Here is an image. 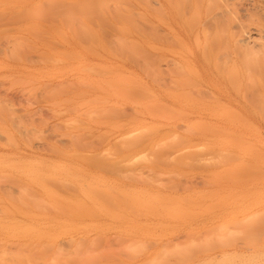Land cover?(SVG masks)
<instances>
[{
	"label": "rangeland",
	"instance_id": "374dc122",
	"mask_svg": "<svg viewBox=\"0 0 264 264\" xmlns=\"http://www.w3.org/2000/svg\"><path fill=\"white\" fill-rule=\"evenodd\" d=\"M195 1L196 0H186V3L188 2L187 4H190L192 6L190 7V5H187L185 3V0H0V183L2 182L0 184L1 264H5L6 262V264H10L11 262V264H20V262L23 264H25L26 262L28 264H30L29 262H31L32 264H49V262H47L49 260L50 264H62V259L64 264V260L67 257H71L73 261L67 258L65 264H82V261L83 264H117L119 262L123 264H179L180 260L182 262L180 264H203L205 261H208L205 264H264V155H261L264 154V49H262L264 48V0H221L223 2H221L220 0H197L199 3L201 2L200 6L202 8L199 6L198 2L196 3ZM213 1H216V5L213 3L215 8L210 6V9H208L209 4L211 5ZM219 1L221 3H224V6H221L219 4ZM228 2H230L231 4H229ZM102 3L105 4L103 5ZM179 3L182 6L179 5ZM232 4L235 6H233ZM109 5L111 6V8ZM186 6L187 8L189 6L188 9L191 10L188 11ZM198 6L200 9L198 8ZM231 8H233L232 11L235 16L233 15V13H231ZM206 9H208L209 11H207ZM195 10L196 13L194 12ZM246 10H248L249 12ZM199 11L201 13H199ZM208 12L211 13L206 14ZM251 12L253 15L251 14ZM178 14H180V16ZM191 14L195 17L194 19L192 16V19H190V21L192 20V22L189 21V18H191ZM142 15L144 18H142ZM225 15L228 16L225 17ZM221 16H223V18ZM248 16H250V19ZM233 17L234 20L232 21ZM218 18H222V20L220 19L221 25L219 23ZM226 18L229 19L230 23H228V20ZM251 18H253L254 20ZM224 19L227 21L229 28L227 26H224L222 30L220 26L222 27L223 25H227ZM235 19L236 23L234 22ZM213 20L215 21V23ZM216 21L218 22V24H216ZM237 21H239L240 23ZM136 22L139 23L136 24ZM189 22L194 24V28L191 27L192 24L190 26ZM152 24H155L154 27L152 26ZM240 24H242L243 27H240ZM149 25L152 26V28H149ZM156 25L157 27H159L158 29H155ZM216 25L218 26L216 27ZM207 27H209L207 30L211 29L215 31H212V33L209 30L207 33H205L207 31ZM117 28L120 29L117 30ZM237 28L241 29L239 30L240 33L238 34V31L236 30ZM102 29L104 32L102 31ZM121 29L123 32L125 31V33L120 32ZM218 29L219 31H217ZM224 29L226 32H224ZM115 30L118 33L115 32ZM109 32H111V34H113L114 36L111 34L109 35ZM161 32L163 34H161ZM102 33L106 34L103 36ZM223 33L226 36H223ZM247 33L248 38L250 39L249 44L247 42L249 39L245 41L246 38H244L247 37ZM165 34H167L168 37L170 36V38L168 39ZM207 34L210 36H208ZM249 34H251V37H249ZM118 35L122 38L119 39L123 41V44H125L124 41H126L127 45L122 46L121 41L120 44H117L119 42L118 37L116 38L118 42L116 41V39L114 40L113 38ZM195 35H198V40L197 38H195ZM204 35L210 37L211 39L205 37ZM204 37L207 39H205ZM224 37L227 38L223 39ZM212 39L214 42L215 39L217 42L219 40L220 44H218L219 42L216 43L219 46L212 42ZM175 40L178 43L180 42L184 47L180 44L176 45L177 42H175ZM225 40L226 42H224ZM173 41L174 43H171ZM227 43L229 45H227ZM197 44L199 46H197ZM108 45L110 46L108 47ZM119 45L122 48H119ZM214 45L218 48H216ZM222 45L225 46L222 47ZM249 45L251 46L250 48H248L250 50L247 49ZM113 46L115 48L117 47V49L113 50ZM212 46L215 48V50H213L214 48L212 49ZM110 47L112 49H110ZM134 47L137 49H135ZM204 47L207 48L205 52L203 50L205 49ZM220 48L223 50H221ZM225 48L228 49L226 50ZM141 49L143 51H141ZM153 49H155L156 51ZM166 49L168 50L166 51ZM260 49L262 52L260 51ZM126 50L130 53H128ZM216 50H218L217 53ZM245 50L246 52H244ZM251 50H253L252 53ZM225 51L227 52V54ZM256 51L258 53H256ZM204 53L205 55H203ZM218 53L222 54H219L220 56H218ZM247 53L252 55V58L249 57ZM126 54H128L129 56H126ZM138 55L140 57H138ZM241 55H246L245 57L247 58H245V61L244 58L242 60ZM253 56L255 58H253ZM130 57H132V62L130 61ZM135 57L137 60H132ZM160 57L161 59H158ZM169 58H171L172 61L171 59L168 60ZM219 59L221 64L218 63ZM224 59L227 61H225ZM252 59L254 61H252ZM152 61H154L155 63ZM175 61L178 62V64L173 63ZM143 62H147V65H144L145 63ZM165 62H167L168 64H165ZM214 63L220 66H216ZM259 63L262 67H260ZM150 64L151 66H149ZM173 64L175 66H173ZM156 66L161 67L162 69L159 67L158 68L163 70V73L161 72V70L157 69ZM219 67H223L224 70L219 69ZM101 68L104 71H101ZM175 68H177V71L180 70L178 71L181 72L178 73L179 75L174 72L176 71ZM164 69H167V71ZM190 69H192L193 71ZM168 70L171 75L168 74ZM250 70L253 72L251 73ZM171 71L173 72V74ZM95 72H98L99 75L98 73L96 75ZM108 72L112 74H109ZM192 72H196V74L198 75H194V73ZM115 73L119 75L116 74L114 76ZM154 73H156V75ZM182 73L184 74V76L180 75ZM125 75L126 77L131 76L130 79H128L129 77H123ZM248 75H251L252 77H247ZM124 78L127 82L124 80ZM253 78H256L255 80L258 81H255V86H253ZM132 79H134L133 83L131 82ZM173 79H177L181 81V83H186V79H190L189 81L192 80L197 84L195 85V83L191 81L192 83H190L194 86L190 85L191 87H187L186 85L188 84V81L187 84L182 83V85L184 84L186 86L183 87L181 86V84H178L179 81L177 80H175V82L177 81L176 83L170 84L169 80ZM246 79L248 81H246ZM249 79L251 80V82L253 80L251 86L249 84L251 83ZM102 80H104L105 82ZM156 80H159L161 82L159 83ZM116 82L117 84L118 82H123L125 85H122L123 83L117 85ZM247 84L250 87H247V89H249L245 90V86ZM173 85H176V87L177 85H180L178 87L179 89L176 87L173 88ZM136 87L138 89L137 91H135ZM119 88H126L127 93L129 91L128 89L132 90V94L129 93L130 95H132V97L130 98L128 94L127 98V93H124L125 96L122 95L123 91H121L122 89L120 90ZM191 90L193 91V93ZM250 90L251 93H246L247 91L250 92ZM116 91L121 93V95ZM182 91L184 93H181ZM185 91L190 92L189 94L192 93V96L185 93ZM258 92L261 94H259ZM140 93L142 97L139 98V96L137 97V94L140 95ZM256 93L261 96L259 97ZM123 96L126 97V99L122 98ZM150 96H152V98ZM182 97L186 98L182 99ZM250 97L253 100H251ZM254 97L256 98V103ZM249 98L250 103H248ZM261 99L262 101L260 102ZM155 102L157 104L160 103L159 106L162 105L163 107V104H166L168 107H170V111L168 110V107L166 108L168 112L172 111L171 108L173 110H177L174 111L176 113L180 111V114L178 113L179 116L176 115L174 112L173 114L166 112L164 107L162 108L157 106ZM260 104L263 107H260ZM143 106L145 108H143ZM114 107L121 110V113L119 114L118 112L117 114V112L114 111L116 110ZM99 108H101L102 110L104 109L103 111L101 110L103 114H101V111L97 113ZM107 108H110V110L113 109L114 112H111ZM128 108L131 109L129 110ZM258 108L259 110H257ZM105 109L106 111L108 110L107 113H104ZM122 109L124 111H122ZM155 110L157 112L159 111L160 115L157 112H154ZM124 112H127L128 114H125ZM152 113L154 115L156 114V116L152 115ZM161 113L163 117L161 116ZM164 114L166 117H164ZM108 116L109 119H107ZM92 117L95 118V120ZM104 119H107V121ZM15 120H17L18 122ZM194 120L196 121V124L198 122L199 124L196 125L194 123ZM98 121H100V123ZM190 123L194 124V126ZM249 123L250 125L252 124L256 128L250 126ZM157 125H160V127H158ZM202 125L205 128H207V126H210L211 130L214 128L213 130H215V132L213 130L211 132L209 127V129L205 130V128L201 127ZM113 126L117 128L115 129L113 128ZM155 126L156 129L153 130ZM198 126H200L201 129L203 128L204 130L200 132H195L199 131ZM16 127L22 128L16 129ZM151 127L152 131L151 129L150 131H148L147 129ZM185 129H187L186 131L192 133L190 134L189 132H185ZM208 130L210 131L206 132ZM219 130L223 132L220 133ZM24 132L26 134L28 132L29 133L26 136ZM170 135H172V137ZM132 136L135 138H133ZM169 136L171 138H169ZM102 138L103 140L100 141V139ZM126 138L127 140H125ZM179 138L180 142L178 140ZM230 138H232L233 140ZM65 139L66 141L69 139L67 143ZM143 139H145V141H143ZM237 139H239L240 141ZM132 141H138L136 143L134 142V144H137V146H133ZM117 142L118 144L115 145ZM12 143L14 144V147ZM121 143L126 145H122L121 147ZM98 144H100V146ZM128 145L129 147H133L129 149ZM69 147L71 149H69ZM118 148H120L121 153L117 150ZM254 148L256 150L258 148V150L256 151ZM115 149L117 150L115 151L116 155L113 151ZM199 150L202 151L199 152ZM55 151L56 153H54ZM99 152L101 155L99 154ZM158 152L160 153L159 155ZM68 153H71V156ZM205 153L208 155H206ZM198 154H200V156ZM210 154H213V156H209ZM72 155L75 156L73 157ZM145 155L147 159L145 158ZM124 156H126V158ZM147 156L150 158V160H148L149 158ZM185 156L186 159L184 158ZM191 156H193L192 159H189V157L191 158ZM131 157L134 158L132 159ZM94 158L96 160L98 159V162L96 160H91ZM105 158H107L106 161ZM101 159H103V162H100L102 161ZM201 159L204 161H202ZM85 160L88 163H86ZM181 160H183V162ZM193 160L196 161L194 162ZM29 161H32V163ZM123 161L125 163H123ZM190 161L193 163L191 164ZM95 162L97 164L100 162V165H98L100 166V168L103 167L101 168L102 170ZM105 162H107L108 164H103ZM10 163L12 164L9 167L8 164ZM179 163L180 165H178ZM184 163H186L185 166ZM223 163L225 165H223ZM94 164H96L97 167L96 165L94 166ZM118 164H120L119 167L123 168H120L121 171L118 168ZM188 164H190L191 166ZM17 165L18 168L16 167ZM104 165L108 166L106 167ZM115 165L116 170L118 168L120 174H118V171H116L115 173L114 168L113 172L110 171V169L107 170L108 168H112ZM196 165H199V167ZM202 165H204L205 168H203ZM254 165L255 167H253ZM247 166H250V168H248ZM21 167L22 169H20ZM29 167L31 168L29 169ZM236 167L237 170L235 169ZM137 169L140 172L137 171L136 173ZM142 169H145L144 175L142 174V172H144L142 171ZM128 173L131 175H127L128 177L126 178L125 176ZM132 173H134V175ZM237 173H239L241 176L237 175ZM258 173L259 175H257ZM138 174H140L141 176ZM254 174L257 177L254 176ZM123 175L124 177H121ZM132 175L135 178L132 177ZM148 175H152V177H154L152 178ZM14 176L18 179L14 178ZM44 176L46 177L43 178ZM71 176H73L74 178ZM156 176L159 179H157ZM39 177H41L40 180L44 184L40 180H38ZM53 178H56L60 182ZM132 178L136 180L138 178V180H135L134 182V179ZM45 180L51 181L47 182ZM141 180L143 181L141 182ZM151 180L153 181V183H151ZM15 181L22 183L24 182L25 184L19 183L18 186V183ZM54 181L56 184H59V186H56L55 183L52 184ZM163 181L165 182L163 183ZM11 182L17 183V187H15L16 184L13 183L15 189L12 184H8ZM48 183L51 184L49 185ZM66 183L71 189L66 188ZM157 183L158 185H156ZM160 183H163V185ZM63 184L65 185L60 186ZM20 185L23 187H20ZM93 185H95L96 188ZM73 186H75V188H73ZM86 186L90 188L87 189ZM6 187L9 188V190L7 189L4 192V189H6ZM28 187L30 189V192L28 191L30 195H26L27 190H29ZM10 188L12 190H10ZM16 188H20L21 191L20 189L18 190ZM129 188L131 189L128 190ZM77 189L79 191H76ZM258 189L261 191H259ZM108 190L110 193H112L110 194L109 192H107ZM143 190L147 191L148 194H146V192ZM33 191H36V193H33ZM87 191L91 193L89 194ZM6 192L8 193V197L6 196ZM12 192L14 193V196H11L12 194L10 193ZM64 192H66V194ZM113 192L115 195L113 194ZM17 193L19 196L16 195ZM23 194H25V197L21 196ZM34 194H37L38 198L37 196L35 197ZM92 194L94 195V197ZM32 195L39 202L30 199L29 196ZM51 195L55 198L51 199ZM239 195H241L242 197ZM33 196L31 198L35 199ZM86 196L89 198H86ZM56 197H58V200H56ZM91 197H93V200H91ZM135 197L137 198L134 199ZM156 197H158L159 200ZM232 197L233 201H231ZM41 198H43V200ZM97 198L99 201L97 200ZM120 198L122 200V203L120 202ZM173 198L176 200H174ZM110 199L112 202H109ZM124 199H128V204L124 203ZM16 200H18V202H15ZM19 200H21V202ZM113 201L116 202L114 203ZM138 201L140 203H138ZM155 201H157L158 203ZM164 201L166 204L165 206L163 205ZM46 202H48V204ZM141 202L144 203L141 205ZM159 202L162 204V206L160 205L162 209H160V206H157L159 205ZM187 202H189L190 204ZM43 203H46L48 206H43ZM58 203L62 205L59 206ZM74 203H77V206H75ZM85 204H87V206ZM94 204L97 206H95ZM102 204L104 205L101 206ZM176 204L178 206H176ZM69 205L72 209L78 210V212H80V214L82 215H79L77 212H72L73 215H71V212L69 211L70 207L67 208V206ZM116 205H118L119 207H117ZM130 205L131 207H129ZM153 205H155L156 207ZM35 206H37L38 208ZM52 206H55V209ZM61 206H63V208L66 207V210L69 209L67 210L69 212H66L65 209L61 210ZM98 206L99 208H97ZM214 206L215 208H213ZM210 207L213 209V211ZM85 208L90 209L88 213L92 212V214L94 213L95 215H97L96 218L95 215H90L86 211H84ZM108 210L111 211H109L108 213ZM190 210H192L193 213H191ZM62 211L64 212V215L62 214ZM177 211L181 213H178ZM113 212L115 214H113ZM67 213L70 214L72 217ZM159 213H161V215ZM136 215L138 216L136 217ZM252 215H254V217L256 216V218H254ZM182 216H184V218ZM191 216L192 218H190ZM245 217L247 218L246 221L244 220ZM241 219H243L244 221H242ZM254 220H258L257 222H255L257 225L254 224ZM159 224H164V226L161 225L160 227ZM246 224L248 230L242 228L243 226L245 227ZM84 225L86 226L84 227ZM157 225L158 227H156ZM253 226H258V229ZM249 227L251 230L249 229ZM251 227H253V229ZM211 228L212 230L208 231V229ZM213 229H215V236L214 233H212V231H214ZM216 229L220 235L218 234ZM253 230L254 232H256L253 233ZM167 231L171 232L169 233ZM172 232L174 233L172 234ZM203 232H205L206 234H203ZM188 233L190 235H192L193 233V235L191 237H186L190 236ZM183 234H185V236ZM208 234L212 235L209 236ZM224 234L226 235L223 236ZM262 234L263 236H261ZM195 235L196 237H194ZM200 235L201 237H199ZM118 236L121 238H118ZM99 237H102L103 240L102 238L99 239ZM113 237L114 239H111ZM240 237L244 238V240L241 239V241ZM115 238L117 242L116 245H118V247L115 246V243H108V246L110 245V250H107L108 248L106 247L107 245H105V243L107 241L110 242L111 240L114 241ZM117 238L119 239L118 241H122L118 242ZM123 238H127L128 241L125 242ZM128 238H130L131 241ZM198 238H200V241ZM207 238L208 241H206ZM222 238L225 239V241ZM215 239L221 242L219 243L216 240L217 243L222 244V246L224 245L225 247H222L221 245L218 247L219 244L215 246V244H217H214ZM93 240L96 242L95 244L97 245L94 246V243H92L94 242ZM140 240L143 242V244H140L142 243ZM191 240L192 243H190ZM255 240L258 241L257 244ZM123 241L125 244L129 243V246H122L125 245ZM165 242H167V244ZM182 242L183 244L187 243V245L183 246ZM229 242H231L232 245ZM34 243H36L35 245L37 246L39 245L40 248L42 247L41 250L39 248V252L36 251L35 253L32 251L38 250L36 246L35 247L37 249L34 248V245H31ZM66 243H68L67 246L65 245ZM118 243H120L121 245L119 246ZM153 243L154 246L152 245L151 247V244ZM156 243L158 244L156 245ZM134 244H136L135 247ZM211 244H213L214 246L212 245L210 247L209 245ZM8 245H10V247H8ZM47 245L50 247L52 246L53 248L49 250L48 248H46L48 247ZM200 245H204L205 248L204 246L200 247ZM207 245L209 246V248H211V250L208 248ZM12 246H15L14 249L16 248V252L13 251L14 249ZM29 246L33 248L31 249ZM174 246L176 247L174 248ZM237 246H239V248ZM64 247H67V249H64ZM101 247H106V251L105 248L102 249ZM162 247L165 248L163 249ZM183 247L185 248V250L189 251L184 250L186 252L185 253L183 250H180L181 248L183 249ZM187 247L192 248L193 251ZM246 247H250V249H247ZM23 248H30V252L29 250L27 251V249ZM44 248H46V251L44 250ZM87 248H92V251L86 250ZM125 248H127V250ZM139 248L141 250H139ZM196 248L198 249V251ZM101 249L104 253H101ZM20 250H24V252ZM47 250H49V253L47 252ZM76 250H78V253L76 252ZM112 250H115V254L116 256H118L117 258H115L116 256ZM116 251L119 254L116 253ZM31 252L35 253V255L31 254ZM127 252L130 253L128 254ZM6 253H8V255L11 257V260H9L10 257H8ZM54 253L55 256H58L62 253V255H60L61 257L58 256L60 260L54 257ZM91 253H93V256L91 255ZM95 253H97L98 255H96ZM120 253L122 256L120 255ZM173 253L175 257H173ZM175 253H178L177 258ZM15 254H17L18 257H20L21 259H27V257H29L31 254V257L27 259L30 261L25 262V259L23 261L18 258ZM44 254H47V256ZM37 255H41L43 259L40 258L41 256L39 257V259ZM63 255L65 258L62 257ZM87 255L90 257H88ZM168 255L170 258L168 257ZM170 255H172V257ZM233 255L236 256L237 259ZM239 255L241 257H239ZM15 256L18 258V260H16L17 258ZM48 256H50V258H48ZM74 256H77V259L78 257L81 258L82 256L88 258L86 259L85 257H82L83 259H81V261L80 259H78V261ZM91 256L93 257V261L90 260L89 262H87L86 260L92 259ZM94 256L96 259L94 258ZM126 256H128V259L125 258ZM230 256L234 258L232 261H229L232 259ZM5 257L9 258L8 261ZM46 257L49 260H47ZM51 257H54L57 260H55L54 258L52 259ZM102 257H105V260ZM189 257L194 258L189 259ZM35 258L39 259V261H36L37 259L35 260ZM154 258L155 261L153 260ZM162 258H166L170 261H167L166 259ZM224 258L226 260H224ZM32 259H34V261ZM184 260L187 261L185 262ZM218 260H220V262Z\"/></svg>",
	"mask_w": 264,
	"mask_h": 264
},
{
	"label": "bare ground",
	"instance_id": "6f19581e",
	"mask_svg": "<svg viewBox=\"0 0 264 264\" xmlns=\"http://www.w3.org/2000/svg\"><path fill=\"white\" fill-rule=\"evenodd\" d=\"M28 1H29V0H28ZM78 1H79V0H78ZM103 1H104V0H103ZM180 1H183V0H180ZM198 1H199V0H198ZM198 1L196 0L195 2L197 3ZM200 1H201V0H200ZM216 1H217V0H216ZM216 1H215V2L213 1L212 4L214 3V4L216 5ZM220 1H221V0H220ZM220 1H219V2H220ZM228 1H229V0H228ZM176 2H177V1H176ZM221 2H223V1H221ZM221 2H220L219 4H220L221 6H222V5L224 6V3H221ZM224 2H225V1H224ZM236 2H237V1H236ZM238 2H239V1H238ZM241 2H242V1H241ZM76 3H77V2H76ZM185 3H186V0H185ZM187 3H188V2H187ZM187 3H186V4H187ZM196 3H195V4H196ZM200 3H201V2H200ZM200 3L198 2L199 6H200ZM207 3H208V2H207ZM228 3L231 4L230 2H228ZM43 4H44V3H43ZM72 4H74V3H72ZM102 4H103V3H102ZM104 4H105V3H104ZM104 4H103V5H104ZM109 4H110V3H109ZM212 4H211V5L209 4L208 9H210V8H209L210 6L214 7V4H213V5H212ZM233 4H234V3H233ZM233 4H232V5H233ZM240 4H241V3H240ZM179 5H181V4L179 3ZM187 5H190V4H187ZM242 5H243V4H242ZM251 5H252V4H251ZM253 5H254V4H253ZM109 6H110V5H109ZM113 6H114V5H113ZM181 6H182V5H181ZM199 6H198V8H199ZM218 6H219V5H218ZM233 6H235V5H233ZM238 6H239V5H238ZM120 7H121V6H120ZM190 7H192V6L190 5ZM200 7H201V6H200ZM216 7H217V6H216ZM227 7H228V6H227ZM236 7H237V6H236ZM108 8H109V7H108ZM110 8H111V6H110ZM186 8H187V6H186ZM186 8H185V10H186ZM188 8H189V6H188ZM188 8H187V10L190 11L191 9L189 10ZM201 8H202V7H201ZM214 8H215V7H214ZM218 8H219V7H218ZM246 8H247V7H246ZM252 8H253V7H252ZM256 8H257V7H256ZM181 9H182V8H181ZM196 9H197V8H196ZM199 9H200V8H199ZM199 9H198V10H199ZM208 9H206V10L209 11ZM225 9H226V8H225ZM232 9H233V8H231V13H233ZM239 9H240V8H239ZM179 10H180V9H179ZM212 10H213V9H212ZM219 10H220V9H219ZM235 10H236V8H235ZM235 10H234V11H235ZM249 10H250V9H249ZM252 10H253V9H252ZM188 11H187V13H188ZM221 11H223V10H221ZM225 11H226V10H225ZM246 11H248V10H246ZM119 12H120V11H119ZM139 12H140V11H139ZM178 12H179V11H178ZM194 12L196 13V10H195ZM229 12H230V11H229ZM237 12H239V11H237ZM248 12H249V11H248ZM254 12H255V11H254ZM257 12H258V11H257ZM124 13H125V12H124ZM133 13H135V12H133ZM179 13H180V12H179ZM199 13H201V12L199 11ZM209 13H211V12H208V13H206V14H209ZM235 13H236V12H235ZM240 13H241V12H240ZM258 13H259V12H258ZM258 13H256V14H258ZM131 14H132V13H131ZM136 14H137V13H136ZM184 14H185V12H184ZM192 14H193V13H192ZM192 14H191V18H189V21H190V19H192V16H193ZM206 14H205V15H206ZM219 14H220V12H219ZM227 14H228V11H227ZM246 14H247V13H246ZM251 14H252V12H251ZM132 15H133V14H132ZM178 15L180 16V14H178ZM196 15H199V14H196ZM215 15H216V14H215ZM233 15H234V13H233ZM244 15H245V14H244ZM252 15H253V14H252ZM114 16H115V15H114ZM134 16H135V15H134ZM212 16H214V15H212ZM227 16H228V15H227ZM227 16L225 15V17H227ZM229 16H230V15H229ZM231 16H232V15H231ZM234 16H235V15H234ZM237 16H239V15H237ZM256 16H258V15H256ZM261 16H262V15H261ZM104 17H105V16H104ZM139 17H140V16H139ZM189 17H190V16H189ZM221 17L223 18V16H221ZM240 17H242V16H240ZM248 17H249V19H250V16H248ZM100 18H101V17H100ZM100 18H99V19H100ZM111 18H112V17H111ZM142 18H144L143 15H142ZM193 18L195 19L194 16H193ZM222 18H220V19L222 20ZM228 18H230V17H228ZM228 18H226V19L228 20V23H230ZM246 18H247V17H246ZM139 19H140V18H139ZM194 19H193V20H194ZM196 19H198V18H196ZM209 19H210V17H209ZM215 19H216V18H215ZM218 19H219V18H218ZM220 19H219V23H220V25H221V21H220ZM239 19H240V18H239ZM251 19H253V18H251ZM224 20H225V19H224ZM233 20H234V17H233L232 21H233ZM253 20H254V19H253ZM256 20H257V19H256ZM102 21H103V20H102ZM135 21H136V20H135ZM137 21H138V20H137ZM197 21H199V20H197ZM207 21H208V20H207ZM211 21H212V20H211ZM213 21H214V20H213ZM217 21H218V20H217ZM217 21H216V24H218ZM225 21H226V20H225ZM244 21H245V20H244ZM250 21H251V20H250ZM105 22H106V21H105ZM139 22H140V21H139ZM139 22H136V24H138ZM144 22H145V21H144ZM148 22H149V21H148ZM148 22H147V24H148ZM190 22H192V20H191ZM190 22H189V24H190V26H191L192 23H190ZM205 22H206V21H205ZM234 22L236 23V19H235ZM237 22H239V21H237ZM262 22H263V21H262ZM108 23H109V22H108ZM118 23H119V22H118ZM150 23H151V22H150ZM152 23H153V22H152ZM209 23H210V22H209ZM214 23H215V21H214ZM226 23H227V21H226ZM226 23H225V24H226ZM228 23H227V25H223L222 27L220 26V28H222V30H223L224 26H227V27H228ZM239 23H240V22H239ZM243 23H244V22H243ZM250 23H251V22H250ZM134 24H135V23H134ZM197 24H198V22H197ZM203 24H204V23H203ZM207 24H208V23H207ZM207 24H206V26H207ZM99 25H100V24H99ZM108 25H109V24H108ZM132 25H133V24H132ZM154 25H155V24H154ZM154 25L152 24L153 27H154ZM193 25H194V24H192V26H191L192 28H194ZM211 25H213V24H211ZM233 25H236V24H233ZM245 25H246V24H245ZM100 26H101V25H100ZM114 26H117V25H114ZM152 26L149 25V28H152ZM204 26H205V25H204ZM206 26H205V27H206ZM217 26H218V25H216V27H217ZM229 26H230V25H229ZM241 26H242V24H240V27H241ZM103 27H104V26H103ZM111 27H112V26H111ZM124 27H125V26H124ZM131 27H132V26H131ZM155 27H156L155 29H158V28H159V27H157V25H156ZM211 27H212V26H211ZM214 27H215V26H214ZM214 27H213V28H214ZM237 27H238V26H237ZM242 27H243V26H242ZM105 28H106V27H105ZM132 28H133V27H132ZM208 28H209V27H207L206 30H207ZM228 28H229V27H228ZM228 28H227V29H228ZM246 28H247V27H246ZM109 29H111V28H109ZM115 29H116V28H115ZM119 29H120V28H119ZM119 29L117 28V30H119ZM127 29H128V28H127ZM202 29H203V28H202ZM214 29H215V28H214ZM244 29H245V28H244ZM255 29H256V28H255ZM104 30H105V29H104ZM153 30H154V28H153ZM209 30H210L211 32L213 31V30H211V29H209ZM209 30H207L206 32L204 31V32L207 33ZM222 30H221V31H222ZM232 30H233V29H232ZM236 30L238 31V32H237V34H238V33H240L239 30H241V29H240V28H237ZM102 31H103V29H102ZM102 31H101V32H102ZM105 31H106V30H105ZM129 31H130V30H129ZM202 31H203V30H202ZM214 31H215V30H214ZM214 31H213V32H214ZM217 31H219V29H218ZM217 31H216V32H217ZM221 31H220V32H221ZM103 32H104V31H103ZM115 32H117V31L115 30ZM120 32H123L122 29L120 30ZM120 32H119V33H120ZM137 32H138V31H137ZM213 32H212V33H213ZM224 32H226L225 29H224ZM235 32H236V31H235ZM235 32H234V34H235ZM243 32H244V31H243ZM250 32H251V31H250ZM117 33H118V32H117ZM123 33H125V31H124ZM164 33H165V32H164ZM212 33H211V35H212ZM231 33H232V32H231ZM102 34H103V33H102ZM105 34H106V33H105ZM105 34H103V36H104ZM110 34H111V32H109V35H110ZM161 34H163V33L161 32ZM167 34H168V33H167ZM167 34H165V35L167 36ZM216 34H217V33H216ZM234 34H232V35H234ZM241 34H242V31H241ZM92 35H93V34H92ZM111 35H113V34H111ZM120 35H121V34H120ZM158 35H159V33H158ZM207 35H208V34H207ZM218 35H219V34H218ZM218 35H217V36H218ZM221 35H222V33H221ZM227 35H228V34H227ZM239 35H240V34H239ZM244 35H245V34H244ZM246 35H247V37H244V38H246L245 41H247V40L249 39V38H248V33H247ZM250 35H251V34H249V37H251ZM101 36H102V35H101ZM113 36H114V35H113ZM153 36H154V35H153ZM204 36H205V37H208V36H210V35H208V36L204 35ZM215 36H216V35H215ZM223 36H226V35L223 33ZM223 36H222V37H223ZM235 36H236V35H235ZM96 37H97V36H96ZM105 37H106V36H105ZM117 37H118V39L121 38V37L118 35V36L114 37L113 39L115 40ZM167 37H168V36H167ZM205 37H204V38H205ZM212 37H213V36H212ZM222 37H221V38H222ZM227 37H228V36H227ZM227 37H224L223 39H226ZM260 37H261V36H260ZM107 38H108V37H107ZM125 38H126V37H125ZM169 38H170V36L168 37V39H169ZM195 38H197V40H198V35H195ZM208 38H210V37H208ZM215 38H216V37H215ZM221 38H220V40H221ZM239 38H240V36H239ZM242 38H243V35H242ZM261 38H262V37H261ZM94 39H95V38H94ZM121 39H122V38H121ZM123 39H124V38H123ZM174 39H175V38H174ZM205 39H207V38H205ZM210 39H211V38H210ZM213 39H214V38H213ZM213 39H212V42H214ZM258 39H260V38H258ZM258 39H257V40H258ZM97 40H98V39H97ZM130 40H131V39H130ZM147 40H148V39H147ZM166 40H167V39H166ZM197 40H196V41H197ZM208 40H209V39H208ZM217 40H218V39H217ZM227 40H228V39H227ZM237 40H239V39H237ZM116 41H117V39H116ZM120 41L122 42V44H121L122 46H123V45H127L126 41H124L125 44H123V41L120 40V39H119V42L117 41V42H118L117 44H120ZM132 41H133V40H132ZM132 41H131V42H132ZM168 41H170V40H168ZM196 41H195V42H196ZM205 41H206V40H205ZM235 41H236V40H235ZM242 41H243V40H242ZM96 42H97V41H96ZM127 42H128V40H127ZM175 42H177V41L175 40ZM197 42H198V41H197ZM210 42H211V40H210ZM218 42H219V40H218ZM218 42H217L216 39H215V42H214V43L216 44V43H218ZM224 42H226V40H225ZM247 42H248V44H249L250 39H249ZM114 43H115V41H114ZM133 43H134V42H133ZM136 43H137V42H136ZM136 43H135V44H136ZM171 43H174V41L171 42ZM241 43H242V42H241ZM241 43H240V44H241ZM245 43H246V42H245ZM95 44H96V43H95ZM107 44H108V43H107ZM112 44H113V42H112ZM138 44H139V43H138ZM179 44H180L181 46H183L180 42H179V43H178V42L176 43V45H179ZM218 44H220V42H219ZM235 44H236V43H235ZM235 44H234V45H235ZM240 44H239V45H240ZM243 44H244V43H243ZM246 44H247V43H246ZM97 45H98V44H97ZM128 45H130V44H128ZM206 45H207V43H206ZM206 45H205V46H206ZM216 45H217V44H216ZM227 45H229V44L227 43ZM250 45H251V44H250ZM250 45H249V47L246 46L247 49L251 47ZM254 45H255V44H254ZM94 46H95V45H94ZM101 46H102V45H101ZM109 46H110V45H108V47H109ZM197 46H199V45L197 44ZM203 46H204V45H203ZM214 46H215V45H214ZM217 46H219V45H217ZM223 46H225V45H222V47H223ZM240 46H242V45H240ZM102 47H103V46H102ZM111 47H112V45H111ZM111 47H110V49H112ZM113 47H114V46H113ZM118 47H119V48H122L120 45H119ZM136 47H138V46H136ZM151 47H152V46H151ZM183 47H184V46H183ZM215 47H216V46H215ZM222 47H221V48H222ZM242 47H243V46H242ZM244 47H245V46H244ZM258 47H260V46H258ZM119 48H118V50H119ZM127 48H128V47H127ZM131 48H132V46H131ZM134 48H135V47H134ZM138 48H140V47H138ZM141 48H142V47H141ZM204 48H205V49H203V50H204V52H205V50H206L207 48H206V47H204ZM213 48H214V47L212 46V49H213ZM216 48H218V47H216ZM221 48H220V49H221ZM255 48H256V47H255ZM101 49H102V48H101ZM115 49H117V47H116V48L114 47L113 50H115ZM135 49H137V48H135ZM220 49H219V50H220ZM225 49H226V48H225ZM227 49H228V48H227ZM227 49H226V50H227ZM238 49H239V48H238ZM243 49H244V48H243ZM256 49H257V48H256ZM262 49H264V48H262ZM120 50H121V49H120ZM130 50H131V49H130ZM138 50H139V49H138ZM153 50H155V49H153ZM162 50H163V49H162ZM162 50H161V51H162ZM167 50H168V49H166V51H167ZM213 50H215V48H214ZM221 50H223V49H221ZM248 50H250V49H248ZM258 50H259V49H258ZM126 51H127V50H126ZM139 51H140V50H139ZM141 51H143V50L141 49ZM155 51H156V50H155ZM157 51H158V50H157ZM159 51H160V50H159ZM169 51H170V50H169ZM217 51H218V50H216V53H217ZM237 51H238V50H237ZM237 51H236V53H237ZM252 51H253V50H251V53H252ZM260 51H261V49H260ZM105 52H106V51H105ZM111 52H112V51H111ZM113 52H114V51H113ZM127 52L130 53L129 51H127ZM170 52H171V51H170ZM174 52H175V51H174ZM219 52H221V51H219ZM225 52H226V51H225ZM240 52H241V51H240ZM240 52H239V55H240ZM244 52H246V50H245ZM261 52H262V51H261ZM141 53H142V52H141ZM141 53H140V54H141ZM145 53H146V52H145ZM206 53H207V52H206ZM249 53H250V52H249ZM256 53H258V52L256 51ZM98 54H99V53H98ZM110 54H114V53H110ZM135 54H136V53H135ZM172 54H173V53H172ZM219 54H220V53H218V56H220L222 53H221L220 55H219ZM223 54H224V53H223ZM226 54H227V52H226ZM228 54H229V53H228ZM243 54H244V53H243ZM247 54H248V53H247ZM253 54H254V53H253ZM96 55H97V54H96ZM100 55H101V54H100ZM127 55H128V54H126V56H127ZM203 55H205V53H204ZM206 55H207V54H206ZM208 55H209V54H208ZM224 55H225V54H224ZM239 55H237V56H239ZM248 55H249V57L252 56V55H250V54H248ZM248 55H247V56H248ZM101 56H102V55H101ZM122 56H124V55H122ZM128 56H129V55H128ZM147 56H148V55H147ZM153 56H154V55H153ZM153 56H152V57H153ZM215 56H216V54H215ZM222 56H223V55H222ZM227 56H228V55H227ZM227 56H226V57H227ZM229 56H230V55H229ZM241 56H242V55H241ZM245 56H246V55L242 56V60H243V58H244V61H245V58H247V57H245ZM262 56H263V54H262ZM138 57H140V56L138 55ZM150 57H151V56H150ZM161 57H162V56H161ZM161 57L158 58V59H161ZM103 58H104V57H103ZM131 58H132V57H130V61H131ZM141 58H142V57H141ZM143 58H144V57H143ZM164 58H165V57H164ZM227 58H228V57H227ZM251 58H252V57H251ZM253 58H255V57L253 56ZM134 59H136V57L133 58L132 60H134ZM138 59H139V58H138ZM158 59H155V60H158ZM170 59H171V58H169L168 60H170ZM206 59H207V57H206ZM206 59H205V60H206ZM215 59H216V58H215ZM221 59H222V58H221ZM238 59H239V58H238ZM240 59H241V58H240ZM256 59H257V58H256ZM256 59H255V60H256ZM127 60H128V59H127ZM136 60H137V59H136ZM224 60H225V59H224ZM242 60H241V61H242ZM160 61H161V60H160ZM166 61H167V60H166ZM171 61H172V59H171ZM207 61H208V59H207ZM217 61H218V60H217ZM225 61H227V60H225ZM229 61H230V59H229ZM247 61H248V60H247ZM252 61H254V60L252 59ZM131 62H132V61H131ZM138 62H139V61H138ZM152 62H154V61H152ZM152 62H151V63H152ZM163 62H164V61H163ZM136 63H137V62H136ZM143 63H145V62H143ZM146 63H147V62H146ZM146 63H145L144 65H147ZM148 63H149V62H148ZM154 63H155V62H154ZM161 63H162V62H161ZM161 63H160V64H161ZM166 63H167V62H165V64H166ZM169 63H170V62H169ZM173 63L178 64V62H176V61L173 62ZM187 63H188V62H187ZM218 63L221 64L220 59H219V62H218ZM246 63H247V62H246ZM139 64H142V63H139ZM162 64H163V63H162ZM167 64H168V63H167ZM214 64H215V63H214ZM243 64H244V63H243ZM261 64H262V63H261ZM263 64H264V63H263ZM189 65H190V64H189ZM215 65H216V66H220V65H217V64H215ZM222 65H223V64H222ZM222 65H221V66H222ZM225 65H226V64H225ZM227 65H228V64H227ZM249 65H252V64H249ZM259 65H260V63H259ZM141 66H142V65H141ZM149 66H151V64H150ZM149 66H148V67H149ZM170 66H171V65H170ZM173 66H175V65L173 64ZM179 66H180V65H179ZM143 67H144V66H143ZM156 67H157V66H156ZM156 67H154V68H156ZM158 67H159V66H158ZM158 67H157V69L161 68V67H159V68H158ZM162 67H163V66H162ZM177 67H178V66H177ZM185 67H186V66H185ZM191 67H192V66H191ZM254 67H255V66H254ZM260 67H262V66L260 65ZM97 68H98V67H97ZM141 68H142V67H141ZM141 68H140V69H141ZM149 68H150V67H149ZM154 68H153V69H154ZM166 68H167V67H166ZM168 68H169V67H168ZM181 68H183V67H181ZM186 68H187V67H186ZM189 68H190V67H189ZM193 68H194V67H193ZM217 68H218V67H217ZM244 68H245V65H244ZM104 69H105V68H104ZM122 69H123V68H122ZM146 69H147V68H146ZM161 69H162V68H161ZM161 69H159V70H161ZM173 69H174V68H173ZM176 69H177V68H175V70H176ZM187 69H188V68H187ZM187 69H186V70H187ZM219 69H223V67H219ZM247 69H248V68H247ZM249 69H251V68H249ZM92 70H93V68H92ZM105 70H106V69H105ZM144 70H145V69H144ZM151 70H152V69H151ZM164 70L167 71V69H164ZM183 70H184V69H183ZM190 70H192V69H190ZM190 70H188V71H190ZM223 70H224V69H223ZM256 70H257V69H256ZM260 70H261V69H260ZM263 70H264V69H263ZM101 71H104V70L101 68ZM149 71H150V70H149ZM162 71H163V70H161V72H162ZM178 71H180V70H178ZM178 71L176 70V71H174V72H176L177 74H178V73H181V72H178ZM192 71H193V70H192ZM246 71H247V70H246ZM250 71H251V70H250ZM253 71H254V69H253ZM253 71H251V73H252ZM153 72H155V71H153ZM168 72H169V70H168ZM171 72H172V71H171ZM233 72H234V70H233ZM247 72H248V71H247ZM256 72H257V71H256ZM93 73H94V72H93ZM95 73H96V72H95ZM97 73H98V72H97ZM97 73H96V75H97ZM108 73H109V74H112V73H110V72H108ZM143 73H144V72H143ZM150 73H151V72H150ZM162 73H163V72H162ZM165 73H166V72H165ZM165 73H164V74H165ZM183 73H184V71H183ZM183 73L180 74V75H183V76H184ZM185 73H186V72H185ZM192 73H194V75L196 74V72H192ZM227 73H228V72H227ZM258 73H259V71H258ZM263 73H264V71H263ZM103 74H104V73H103ZM103 74H101V75H103ZM116 74H117V73H115L114 76H115ZM154 74L156 75V73H154ZM168 74L171 75L170 72H169ZM168 74H167V75H168ZM172 74H173V72H172ZM229 74H230V73H229ZM233 74H234V73H233ZM241 74H242V73H241ZM256 74H257V73H256ZM98 75H99V73H98ZM117 75H119V74H117ZM161 75H162V74H161ZM178 75H179V74H178ZM196 75H198V74H196ZM235 75H236V74H235ZM251 75H252V74H251ZM251 75H248L247 77H249V76H251ZM261 75H262V74H261ZM127 76H128V75H127ZM159 76H160V75H159ZM229 76H230V75H229ZM259 76H260V75H259ZM123 77L128 78L129 76L126 77V75H125V76H123ZM130 77H131V76H130ZM130 77H129L128 79H130ZM157 77H158V76H157ZM181 77H182V76H181ZM251 77H252V76H251ZM251 77H250V78H251ZM262 77H263V76H262ZM119 78H120V77H119ZM125 78H124V80L126 81ZM154 78H155V77H154ZM161 78H162V77H161ZM166 78H167V77H166ZM186 78H187V77H186ZM232 78H233V76H232ZM100 79H101V78H100ZM120 79H121V78H120ZM152 79H153V78H152ZM152 79H151V80H152ZM164 79H165V78H164ZM183 79H184V78H183ZM229 79H230V77H229ZM255 79H256V78H255ZM255 79L253 78V80H254V85H253V86L256 85V82H255V81H257V80H255ZM260 79H262V78H260ZM96 80H97V79H96ZM104 80H105V79H104ZM104 80H102V81H104ZM133 80H134V79L131 80L132 83H133ZM142 80H143V79H142ZM167 80H168V79H167ZM175 80H177V79L169 80V81H170V84H171V83H176L177 81H179V80H177V81L175 82ZM186 80H187L186 83H185V82H182V83L187 84V82H188L190 79H186ZM234 80H235V79H234ZM238 80H239V79H238ZM253 80H252V82H253ZM105 81H106V80H105ZM105 81H104V82H105ZM156 81H157V80H156ZM172 81H174V82H172ZM191 81H192V80H191ZM191 81L188 82V84L186 85L187 87L194 86V85L191 84L192 82L195 83V85L197 84L196 82H194V81L191 82ZM231 81H232V80H231ZM246 81H248V80L246 79ZM249 81L251 82L250 79H249ZM104 82H103V83H104ZM119 82H120V81H119ZM119 82H118V84L123 83V82H121V83H119ZM126 82H127V81H126ZM128 82H129V81H128ZM136 82H137V81H136ZM142 82H143V81H142ZM157 82L160 83L161 81L158 80ZM163 82H164V80H163ZM190 82H191V83H190ZM232 82H233V81H232ZM239 82H240V81H239ZM252 82L249 83L250 86H251ZM257 82H258V81H257ZM263 82H264V81H263ZM263 82H262V83H263ZM137 83H138V82H137ZM137 83H134V84H137ZM154 83H155V82H154ZM182 83H181V81L178 82V84H181V86L184 87L185 85H184V84L182 85ZM234 83H235V81H234ZM240 83H241V82H240ZM246 83H247V82H246ZM246 83H245V84H246ZM262 83H260V84H262ZM106 84H107V83H106ZM116 84H117V82H116ZM118 84H117V85H118ZM130 84H131V83H130ZM122 85H125V84L123 83ZM165 85H166V84H165ZM190 85H191V86H190ZM234 85H236V84H234ZM139 86H141V85H139ZM179 86H180V85H179ZM179 86L177 85V87H176V85H175V86L173 85V88H174V87L178 88ZM186 86H185V87H186ZM250 86H248V84H247V85L245 86V90H248L249 88L247 89V87H250ZM253 86H252V87H253ZM112 87H113V86H112ZM112 87H111V88H112ZM117 87H118V86H117ZM120 87H122V86H120ZM143 87H144V86H143ZM162 87H163V86H162ZM236 87H237V86H236ZM262 88H263V85H262ZM101 89H102V87H101ZM103 89H104V88H103ZM119 89L121 90L122 88H119ZM123 89H124V88H123ZM123 89L121 90V91H123L122 95L125 96V94L127 93V90H126V88L124 89L125 91H124ZM131 89H132V88H131ZM133 89H134V88H133ZM178 89H179V88H178ZM263 89H264V88H263ZM263 89H262V91H263ZM128 90H129L130 92L128 91V93H127V95H126L127 98H128V94H129V93L132 94V93H131L132 90H130V89H128ZM137 90H138V89H137V87H136L135 91H137ZM236 90H237V89H236ZM255 90H257V89H255ZM164 91H166V90H164ZM189 91H190V90H189ZM191 91H192V90H191ZM105 92H106V90H105ZM116 92H117V91H116ZM149 92H150V91H149ZM170 92H171V91H170ZM255 92H256V91H255ZM117 93H119V92H117ZM124 93H125V94H124ZM137 93H138V92H137ZM181 93H184V92L182 91ZM185 93L189 94L190 92H186V91H185ZM192 93H193V91H192ZM192 93H191V94H192ZM246 93H251V90H250V92L247 91ZM253 93H254V92H253ZM253 93H252V94H253ZM258 93H259V92H258ZM119 94L121 95V93H119ZM130 94H129V97L131 98L132 95H130ZM135 94H136V92H135ZM171 94H172V93H171ZM173 94H174V93H173ZM191 94H189V95H191ZM256 94H257V93H256ZM259 94H261V93H259ZM120 95H119V96H120ZM140 95H141V93H140ZM140 95L137 94V97H138V96H139V98L142 97V95H141V96H140ZM178 95H179V94H178ZM184 95H185V94H184ZM254 95H255V93H254ZM257 95H258V94H257ZM263 95H264V94H263ZM124 96H123L122 98H125V99H126V97H124ZM179 96H180V95H179ZM191 96H192V95H191ZM244 96H245V94H244ZM246 96H247V95H246ZM251 96H252V95H251ZM255 96H256V95H255ZM258 96H259V95H258ZM258 96H257V97H258ZM260 96H261V95H260ZM260 96H259V97H260ZM15 97H16V96H15ZM120 97H121V96H120ZM150 97L152 98V96H150ZM172 97H173V96H172ZM248 97H249V96H248ZM262 97H263V96H262ZM20 98H21V97H20ZM130 98H129V99H130ZM139 98H138V99H139ZM180 98H181V97H180ZM183 98H186V97H182V99H183ZM250 98H251V97H250ZM250 98H249V100H248V99H245V100H248V101H249L248 103H250ZM263 98H264V97H263ZM13 99H14V98H13ZM146 99H149V98H146ZM255 99H256V98L254 97V100H255ZM257 99H259V98H257ZM21 100H22V99H21ZM251 100H253V99L251 98ZM263 100H264V99H263ZM93 101H94V100H93ZM261 101H262V99L260 100V102H261ZM91 102H92V101H91ZM98 102H99V101H98ZM100 102H102V101H100ZM106 102H107V101H106ZM137 102H138V101H137ZM253 102H254V101H253ZM94 103H95V102H94ZM104 103H105V102H104ZM151 103H152V102H151ZM161 103H162V102H161ZM255 103H256V100H255ZM135 104H136V103H135ZM155 104H156L157 106L160 105V103L157 104L156 102H155ZM263 104H264V102H263ZM132 105H134V104H132ZM137 105H140V104H137ZM165 105H166V104H165ZM165 105L163 104V107H164L165 110H166V108H167L168 106L166 105V107H165ZM252 105H254V104H252ZM258 105H259V104H258ZM260 105H261V104H260ZM145 107H146V105H145ZM145 107L143 106V108H145ZM159 107H162V105L159 106ZM163 107H162V108H163ZM255 107H256V106H255ZM258 107H259V106H258ZM260 107H263V106L261 105ZM112 108H113V107H112ZM114 108H115V107H114ZM148 108H149V106H148ZM150 108H151V107H150ZM152 108H153V106H152ZM256 108H257V107H256ZM107 109L110 110V108H107ZM115 109H116V110H114V111L117 112V114H118V112H119V114L121 113V110H119V109H117V108H115ZM128 109H129V108H128ZM130 109H131V108H130ZM130 109H129V110H130ZM169 109H170V107H168V110H169ZM263 109H264V107H263ZM101 110H102V109L99 108V110L97 111V113H98L99 111H101ZM103 110H104V109H103ZM103 110H102V111H103ZM108 110L106 111V109H105L104 113H105V112L107 113ZM145 110H147V109H145ZM152 110H154V109H152ZM168 110H166V112H168ZM171 110H172V111H171V112H168V113L173 114L174 111H177V110H173L172 108H171ZM257 110H259V108H258ZM20 111H21V110H20ZM95 111H96V110H95ZM102 111H101V112H102ZM110 111L112 112L113 109H111ZM114 111H113V112H114ZM122 111H124V110L122 109ZM162 111H163V110H162ZM169 111H170V110H169ZM90 112H94V111H90ZM154 112H157V111L155 110ZM164 112H165V111H164ZM124 113L126 114L127 112H124ZM132 113H133V112H132ZM157 113L159 114V111H158ZM174 113H175L176 115H178V113L180 114V111H178V113H176V112H174ZM181 113H182V112H181ZM101 114H103V112H102ZM127 114H128V113H127ZM165 114H166V113H165ZM165 114H164V117H166ZM92 115H93V114H92ZM105 115H106V114H105ZM114 115H115V114H114ZM152 115H154V114L152 113ZM159 115H160V114H159ZM168 115H169V114H168ZM263 115H264V114H263ZM95 116H96V114H95ZM154 116H156V114H155ZM161 116H162V113H161ZM169 116H170V115H169ZM178 116H179V115H178ZM238 116H240V115H238ZM17 117H18V116H17ZM102 117H103V115H102ZM111 117H112V115H111ZM122 117H123V116H122ZM126 117H127V116H126ZM162 117H163V116H162ZM263 117H264V116H263ZM19 118H20V117H19ZM25 118H26V117H25ZM92 118H93V117H92ZM97 118H98V117H97ZM15 119H16V118H15ZM93 119L95 120V118H93ZM107 119H109V116H108ZM107 119H104V120L107 121ZM130 119H134V118H130ZM242 119H243V118H242ZM17 120H18V119H17ZM17 120H15V121H17ZM21 120H22V119H21ZM104 120H103V121H104ZM132 121H133V120H132ZM194 121H195V120H194ZM200 121H201V120H200ZM17 122H18V121H17ZM19 122H20V120H19ZM98 122L100 123V121H98ZM202 122H203V121H202ZM101 123H102V121H101ZM194 123L196 124V121H195ZM19 124H20V123H19ZM122 124H123V123H122ZM190 124H192V123H190ZM198 124H199V122H198L196 125H198ZM103 125H104V124H103ZM105 125H107V124H105ZM186 125H187V124H186ZM186 125H185V126H186ZM192 125L194 126V124H192ZM246 125H247V124H246ZM249 125H250V123H249ZM115 126H116V125H115ZM115 126H113V128L116 129L117 127H115ZM157 126H158V125H157ZM182 126H183V125H182ZM187 126H188V125H187ZM250 126H253V125L251 124ZM119 127H120V126H119ZM152 127H153V126H152ZM152 127L149 128V129H147V130L150 131V129H151V131H152ZM158 127H160V125H159ZM201 127H203V125H202ZM208 127H209L210 130H211V127H210V126H207V128H205V127H203V128H205V130H206V129H209ZM243 127H244V126H243ZM253 127H254V126H253ZM18 128H19V127H18ZM18 128L16 127V129H18ZM21 128H22V127H21ZM21 128H19V129H21ZM176 128H177V127H176ZM187 128H188V127H187ZM189 128H190V127H189ZM196 128H197V126H196ZM203 128L201 129L200 126H198L199 131H195V132H200V131L204 130ZM254 128H256V127H254ZM14 129H15V128H14ZM155 129H156V126L154 127L153 130H155ZM181 129H182V128H181ZM200 129H201V130H200ZM213 129H214V128H213ZM213 129H212V130H213ZM257 129H258V128H257ZM186 130H187V129H185V132H189V131H186ZM188 130H189V129H188ZM192 130H193V129H192ZM195 130H196V129H195ZM210 130H208V131H206V132H209ZM212 130H211V132H212ZM251 130H252V129H251ZM258 130H259V129H258ZM17 131H18V130H17ZM140 131H141V130H140ZM140 131H139V132H140ZM182 131H183V130H182ZM213 131L215 132V130H213ZM217 131H218V130H217ZM217 131H216V132H217ZM219 131H220V133L223 132V131H221V130H219ZM20 132H22V131H20ZM142 132H143V131H142ZM183 132H184V131H183ZM211 132H210V133H211ZM28 133H29V132H28ZM28 133H27V134H28ZM31 133H32V132H31ZM36 133H37V132H36ZM148 133H149V132H148ZM189 133L191 134L192 132H189ZM193 133H194V132H193ZM202 133H203V132H202ZM217 133H218V132H217ZM21 134H22V133H21ZM24 134L27 136V134H26L25 132H24ZM144 134H145V133H144ZM152 134H153V133H152ZM175 134H176V133H175ZM196 134H197V133H196ZM198 134H199V133H198ZM215 134H216V133H215ZM125 135H126V134H125ZM131 135H132V134H131ZM173 135H174V133H173ZM96 136H97V135H96ZM105 136H106V135H105ZM145 136H146V135H145ZM170 136L172 137V135H170ZM170 136H169V138H171ZM175 136H176V135H175ZM99 137H100V136H99ZM99 137H97V138H99ZM102 137H103V135H102ZM125 137H126V136H125ZM127 137H128V136H127ZM132 137H133V136H132ZM135 137H136V135H135ZM135 137H133V138H135ZM139 137H141V136H139ZM142 137H144V136H142ZM149 137H150V135H149ZM164 137H165V136H164ZM247 137H248V136H247ZM129 138H130V137H129ZM133 138H132V139H133ZM175 138H176V137H175ZM180 138H181V137H180ZM180 138L178 139L179 142H180ZM182 138H183V137H182ZM93 139H94V138H93ZM118 139H119V138H118ZM146 139H147V138H146ZM159 139H160V138H159ZM167 139H168V138H167ZM220 139H221V138H220ZM226 139H227V138H226ZM230 139H232V138H230ZM12 140H13V139H12ZM68 140H69V139H68ZM68 140H67V141H68ZM101 140H103V138L100 139V141H101ZM116 140H117V139H116ZM123 140H124V139H123ZM125 140H127V138H126ZM130 140H131V139H130ZM232 140H233V139H232ZM237 140H239V139H237ZM242 140H243V139H242ZM65 141H66V139H65ZM67 141H66V143H67ZM70 141H71V140H70ZM143 141H145V139H143ZM165 141H166V140H165ZM167 141H168V140H167ZM171 141H172V140H171ZM239 141H240V140H239ZM13 142H15V141H13ZM27 142H28V140H27ZM62 142H63V141H62ZM115 142H116V141H115ZM118 142H119V141H118ZM118 142H117L115 145H117ZM123 142H124V141H123ZM134 142H135V141H134ZM134 142L132 141L133 146L135 145ZM136 142H138V141H136ZM136 142H135V143H136ZM141 142H142V140H141ZM141 142H140V143H141ZM149 142H150V141H149ZM172 142H173V141H172ZM183 142H185V141H183ZM188 142H189V141H188ZM232 142H233V141H232ZM95 143H96V142H95ZM140 143H139V145H140ZM158 143H159V142H158ZM191 143H192V142H191ZM239 143H242V142H239ZM12 144H13V143H12ZM16 144H17V143H16ZM16 144H15V145H16ZM62 144H63V143H62ZM151 144H152V143H151ZM156 144H157V143H156ZM168 144H169V143H168ZM188 144H189V143H188ZM195 144H196V143H195ZM98 145L100 146V144H98ZM122 145L125 146L126 144L124 145V144L121 143V147H122ZM130 145H131V144H130ZM146 145H147V144H146ZM133 146H132V147H133ZM135 146H137V144H136ZM158 146H159V145H158ZM158 146H157V147H158ZM163 146H165V145H163ZM203 146H205V145H203ZM207 146H208V145H207ZM207 146H206V147H207ZM241 146H242V145H241ZM247 146H248V145H247ZM13 147H14V144H13ZM16 147H17V146H16ZM128 147H129V145H128ZM128 147H127V150H128ZM132 147H129V149H131ZM143 147H144V146H143ZM143 147H142V148H143ZM151 147H153V146H151ZM56 148H57V147H56ZM97 148H98V146H97ZM113 148H114V147H113ZM134 148H135V147H134ZM155 148H156V147H155ZM250 148H251V147H250ZM250 148H249V149H250ZM57 149H58V148H57ZM69 149H71V148L69 147ZM111 149H112V148H111ZM125 149H126V147H125ZM125 149H123V150H125ZM156 149H157V148H156ZM158 149H159V148H158ZM162 149H163V148H162ZM200 149H201V148H200ZM252 149H253V148H252ZM252 149H251V150H252ZM254 149H255V148H254ZM50 150H51V148H50ZM59 150H60V149H59ZM86 150H87V149H86ZM117 150L121 153L120 148H118ZM117 150H116V149L113 150L114 153H115V151H117ZM121 150H122V149H121ZM153 150H155V149H153ZM153 150H152V151H153ZM177 150H178V149H177ZM255 150H256V149H255ZM255 150H254V151H255ZM257 150H258V148H257ZM257 150H256V151H257ZM87 151H88V150H87ZM104 151H105V150H104ZM106 151H107V150H106ZM136 151H137V150H136ZM147 151H148V150H147ZM147 151H146V152H147ZM156 151H157V150H156ZM175 151H176V150H175ZM194 151H197V150H194ZM200 151H202V150H199V152H200ZM218 151H219V150H218ZM248 151H249V150H248ZM61 152H62V150H61ZM148 152H149V151H148ZM160 152H161V151H160ZM199 152H197V153H199ZM205 152H207V151H205ZM219 152H221V151H219ZM52 153H53V152H52ZM54 153H56V151H55ZM59 153H60V152H59ZM63 153H64V152H63ZM80 153H82V152H80ZM101 153H102V152H101ZM103 153H105V152H103ZM114 153H113V155H114ZM151 153H152V152H151ZM151 153H150V154H151ZM192 153H193V152H192ZM210 153H211V152H210ZM214 153H215V151H214ZM221 153H222V152H221ZM224 153H226V152H224ZM57 154H58V152H57ZM64 154H65V153H64ZM68 154L70 155L71 153H68ZM72 154H74V153H72ZM75 154H76V152H75ZM78 154H79V153H78ZM99 154H100V152H99ZM99 154H95V155H99ZM108 154H110V153H108ZM117 154H118V152H117ZM159 154H160V153L158 152V155H159ZM172 154H173V153H172ZM205 154H206V153H205ZM227 154H228V153H227ZM86 155H87V154H86ZM100 155H101V154H100ZM102 155H103V154H102ZM106 155H107V154H106ZM115 155H116V153H115ZM146 155H147V153H146ZM146 155H145V158H146ZM161 155H162V154H161ZM198 155L200 156V154H198ZM203 155H204V154H203ZM206 155H208V154H206ZM219 155H220V154H219ZM222 155H223V154H222ZM261 155H264V154H261ZM70 156H71V155H70ZM72 156L74 157L75 155H72ZM83 156H84V155H83ZM103 156H104V155H103ZM134 156H135V155H134ZM148 156H149V155H148ZM148 156H147V157H148ZM199 156H198V157H199ZM209 156H213V154H212V155L210 154ZM91 157H92V155H91ZM113 157H114V156H113ZM124 157L126 158V156H124ZM135 157H136V156H135ZM143 157H144V156H143ZM150 157H151V155H150ZM192 157H193V156H191V158L189 157V159H192ZM194 157H195V156H194ZM198 157H197V158H198ZM76 158H78V157H76ZM79 158H80V157H79ZM95 158H96V157H95ZM95 158H94V159H91V160H94V161H95V160H96ZM99 158H100V157H99ZM121 158H122V156H121ZM121 158H119V159H121ZM131 158H132V157H131ZM133 158H134V157H133ZM133 158H132V159H133ZM148 158H149V157H148ZM184 158L186 159V156H185ZM199 158H200V157H199ZM202 158H203V157H202ZM205 158H206V157H205ZM223 158H224V157H223ZM227 158H228V157H227ZM232 158H233V157H232ZM236 158H237V157H236ZM258 158H259V157H258ZM81 159H83V158H81ZM84 159H85V158H84ZM87 159H88V158H87ZM87 159H86V160H87ZM89 159H90V158H89ZM106 159H107V158H105V161H106ZM109 159H110V158H109ZM111 159H112V158H111ZM146 159H147V158H146ZM146 159H145V160H146ZM185 159H184V160H185ZM193 159H194V158H193ZM195 159H196V158H195ZM210 159H211V158H210ZM215 159H216V158H215ZM86 160H85V162H86ZM91 160H90V161H91ZM97 160H98V159H97ZM97 160H96V161H97ZM99 160H100V159H99ZM101 160H102V161H100V162H103V159H101ZM115 160H116V159H115ZM122 160H124V159H122ZM148 160H150V158H149ZM199 160H200V159H199ZM201 160H202V159H201ZM208 160H209V159H208ZM223 160H225V159H223ZM223 160H222V161H223ZM231 160H232V159H231ZM231 160H230V161H231ZM237 160H239V159H237ZM263 160H264V159H263ZM27 161H28V160H27ZM27 161H26V162H27ZM34 161H35V160H34ZM34 161H33V163H34ZM82 161H83V160H82ZM87 161H88V160H87ZM90 161H89V162H90ZM107 161H108V160H107ZM111 161H112V160H111ZM117 161H118V160H117ZM120 161H121V160H120ZM120 161H119V162H120ZM181 161L183 162V160H181ZM191 161H192V160H191ZM191 161H190V162H191ZM193 161H194V160H193ZM195 161H196V160H195ZM195 161H194V162H195ZM197 161H198V160H197ZM202 161H204V160H202ZM26 162H24V163H26ZM29 162L32 163V161H29ZM35 162H36V161H35ZM97 162H98V161H97ZM100 162H99V163H100ZM139 162H140V161H139ZM146 162H147V161H146ZM213 162H214V161H213ZM231 162H232V161H231ZM19 163H20V162H19ZM27 163H28V162H27ZM37 163H38V161H37ZM86 163H88V162H86ZM93 163H94V162H93ZM95 163H96V162H95ZM99 163H98V164H99ZM106 163H107V162H105V163H103V164H106ZM123 163H125V162L123 161ZM143 163H144V162H143ZM192 163H193V162H191V164H192ZM204 163H205V162H204ZM208 163H209V162H208ZM217 163H218V162H217ZM11 164H12V163L8 164L9 167H10ZM14 164H16V163H14ZM28 164H29V163H28ZM91 164H92V163H91ZM96 164H97V163H96ZM96 164H94V166H95ZM98 164H97V165H98ZM101 164H102V163H101ZM107 164H108V163H107ZM120 164H121V163H120ZM120 164H118V168H119V170H120V168H121V167H119ZM134 164H136V163H134ZM151 164H152V162H151ZM153 164H155V163H153ZM165 164H166V163H165ZM185 164H186V163H184V166H185ZM215 164H216V163H215ZM226 164H227V163H226ZM244 164H245V163H244ZM249 164H250V163H249ZM251 164H252V163H251ZM5 165H6V164H5ZM8 165H7V166H8ZM41 165H43V164H41ZM58 165H59V164H58ZM97 165H96V167H97ZM99 165H100V164H99ZM99 165H98V166H99ZM109 165H110V164H109ZM128 165H129V164H128ZM149 165H150V164H149ZM178 165H180V163H179ZM188 165H190V164H188ZM221 165H222V164H221ZM223 165H225V164L223 163ZM227 165H228V164H227ZM245 165H246V164H245ZM245 165H244V166H245ZM252 165H253V164H252ZM21 166H22V165H21ZM30 166H31V165H30ZM45 166H46V165H45ZM104 166H106V165H104ZM107 166H108V165H107ZM107 166H106V167H107ZM130 166H131V164H130ZM155 166H156V165H155ZM190 166H191V165H190ZM196 166L199 167V165H196ZM200 166H201V165H200ZM214 166H215V165H214ZM218 166H219V165H218ZM16 167L18 168V165H17ZM22 167H23V166H22ZM22 167H21L20 169H22ZM106 167H104V168H106ZM109 167H110V166H109ZM127 167H128V166H127ZM169 167H170V166H169ZM202 167L205 168L204 165H202ZM208 167H210V166H208ZM238 167H241V166H238ZM247 167L250 168V166H247ZM253 167H255V165H254ZM30 168H31V167H29V169H30ZM44 168H45V167H44ZM46 168H48V167H46ZM54 168H55V167H54ZM99 168H100V166H99ZM101 168H103V167H101ZM101 168H100V169H101ZM113 168L115 169V173H116V171L119 172L118 168H117V170H116V165L113 166L112 168H108L107 170L110 169V171L113 172V171H114ZM159 168H160V167H159ZM230 168H231V167H230ZM230 168H229V169H230ZM257 168H258V167H257ZM56 169H57V168H56ZM111 169H112V170H111ZM121 169H123V168H121ZM135 169H136V167H135ZM135 169H134V171H135ZM201 169H202V168H201ZM233 169H234V168H233ZM233 169H232V170H233ZM235 169L237 170V167H236ZM238 169H239V168H238ZM253 169H254V168H253ZM37 170H38V168H37ZM101 170H102V169H101ZM139 170H140V167H139ZM144 170H145V169H144ZM144 170L142 169V171H144ZM147 170H148V169H147ZM149 170H150V169H149ZM222 170H224V169H222ZM225 170H226V169H225ZM227 170H228V169H227ZM33 171H36V170H33ZM64 171H65V170H64ZM120 171H121V170H120ZM128 171H130V170H128ZM137 171H138V169L136 170V173H137ZM142 171H141V172H142ZM241 171H242V170H241ZM254 171H255V170H254ZM262 171H263V170H262ZM39 172H40V171H39ZM60 172H61V171H60ZM106 172H107V171H106ZM122 172H123V171H122ZM125 172H126V171H125ZM125 172H124V174H125ZM138 172H140V171H138ZM223 172H224V171H223ZM231 172H232V171H231ZM238 172H239V171H238ZM257 172H259V171H257ZM263 172H264V171H263ZM263 172H262V173H263ZM37 173H38V172H37ZM40 173H41V172H40ZM40 173H39V174H40ZM42 173H43V172H42ZM108 173H109V172H108ZM115 173H114V176H115ZM130 173H131V172H130ZM144 173H145V171L142 172L143 175H144ZM241 173H242V172H241ZM249 173H250V172H249ZM251 173H252V172H251ZM32 174H33V173H32ZM34 174H35V173H34ZM118 174H120V172H119ZM132 174L134 175V173H132ZM155 174H157V173H155ZM221 174H222V173H221ZM9 175H11V174H9ZM9 175H8V176H9ZM44 175H45V173H44ZM127 175L130 176L131 174H129V173L126 174V176H125L126 178L128 177ZM133 175H132V177H134ZM138 175H140V174H138ZM153 175H154V173H153ZM162 175H163V174H162ZM237 175L241 176L239 173H237ZM243 175H244V174H243ZM245 175H246V174H245ZM257 175H259V173H258ZM54 176H55V175H54ZM54 176H53V177H54ZM119 176H120V175H119ZM140 176H141V175H140ZM146 176H147V174H146ZM148 176H150V175H148ZM224 176H225V175H224ZM235 176H236V175H235ZM235 176H234V178H235ZM251 176H252V175H251ZM254 176H256V175L254 174ZM254 176H253V177H254ZM45 177H46V176H44L43 178H45ZM47 177H48V176H47ZM71 177H73V176H71ZM121 177H124V175L121 176ZM150 177H152V175H151ZM153 177H154V176H153ZM153 177H152V178H153ZM158 177H160V176H158ZM161 177H162V176H161ZM214 177H215V176H214ZM218 177H219V176H218ZM222 177H223V176H222ZM225 177H226V176H225ZM225 177H224V178H225ZM243 177H244V176H243ZM256 177H257V176H256ZM3 178H5V177H3ZM6 178H7V177H6ZM14 178H16V177L14 176ZM36 178H37V177H36ZM73 178H74V177H73ZM130 178H131V177H130ZM134 178H135V177H134ZM134 178H132V179H134ZM138 178H139V177H138ZM138 178H137V180H138ZM156 178H157V176H156ZM227 178H228V177H227ZM245 178H246V176H245ZM249 178H250V177H249ZM9 179H10V178H9ZM11 179H12V178H11ZM16 179H18V178H16ZM16 179H14V180H16ZM31 179H32V178H31ZM40 179H41V177H39L38 180H40ZM53 179H56V178H53ZM124 179H125V178H124ZM141 179H142V178H141ZM154 179H155V178H154ZM157 179H159V178H157ZM239 179H241V178H239ZM247 179H248V178H247ZM3 180H4V179H3ZM56 180H57V179H56ZM127 180H128V179H127ZM135 180H136V179H134V182H135ZM137 180H136V181H137ZM165 180H166V179H165ZM225 180H226V179H225ZM229 180H230V179H229ZM229 180H227V181H229ZM232 180H233V179H232ZM236 180H237V179H236ZM0 181H1V180H0ZM8 181H10V180H8ZM12 181H13V180H12ZM19 181H21V180H19ZM40 181H41V180H40ZM43 181H44V180H43ZM45 181H47V180H45ZM50 181H51V180H48L47 182H50ZM57 181H58V180H57ZM142 181H143V180H141V182H142ZM234 181H235V180H234ZM241 181H242V180H241ZM241 181H240V182H241ZM254 181H255V180H254ZM15 182L18 183V186H19V183H22V182H18V181H15ZM41 182H42V181H41ZM58 182H60V181H58ZM63 182H64V181H63ZM116 182H117V181H116ZM164 182H165V181H163V183H164ZM245 182H246V181H245ZM256 182H257V179H256ZM1 183H2V182H1ZM1 183H0V184H1ZM6 183H7V182H6ZM13 183H14V182H11V183H8V184H12V186L14 187ZM17 183H14V184H16L15 187H17ZM42 183H43V182H42ZM54 183H55V181H54L52 184H54ZM81 183H83V182H81ZM144 183H145V181H144ZM147 183H148V182H147ZM151 183H153L152 180H151ZM155 183H156V182H155ZM155 183H154V184H155ZM163 183H160V184L163 185ZM238 183H239V182H238ZM22 184H25V183L23 182ZM43 184H44V183H43ZM46 184H47V183H46ZM48 184H49V183H48ZM50 184H51V183H50ZM50 184H49V185H50ZM55 184H56V183H55ZM70 184H71V183H70ZM87 184H88V183H87ZM160 184H159V185H160ZM165 184H166V183H165ZM64 185H65V184L60 185V186H64ZM156 185H158V183H157ZM54 186H55V185H54ZM56 186H59V184H56ZM71 186H72V185H71ZM90 186H91V185H90ZM93 186L96 188L95 185H93ZM15 187H14V189H15ZM20 187H23V186L20 185ZM26 187H27V186H26ZM44 187H45V186H44ZM91 187H92V186H91ZM98 187H99V186H98ZM11 188H12V187H11ZM11 188H10V190H12ZM60 188H61V187H60ZM66 188L71 189L70 187H68L67 183H66ZM73 188H75V186H73ZM86 188L88 189V188H90V187L86 186ZM86 188H85V189H86ZM106 188H108V187H106ZM106 188H105V189H106ZM112 188H114V187H112ZM112 188H111V189H112ZM131 188H132V187H131ZM131 188H129L128 190H130ZM7 189L9 190V188L6 187V189H4V192H5ZM16 189L19 190L20 188H16ZM28 189H29V187H28ZM55 189H56V188H55ZM61 189H62V188H61ZM93 189H94V188H93ZM105 189H104V191H105ZM124 189H125V188H124ZM231 189H232V188H231ZM247 189H248V188H247ZM262 189H263V188H262ZM32 190H34V189H32ZM89 190H90V189H89ZM97 190H98V189H97ZM109 190H110V189H109ZM109 190H108L107 192H109ZM125 190H126V189H125ZM223 190H224V189H223ZM255 190H256V189H255ZM258 190H259V189H258ZM2 191H3V190H2ZM20 191H21V189H20ZM28 191L30 192V189L27 190L26 195H27V194L30 195ZM63 191H65V190H63ZM76 191H79V190L77 189ZM113 191H114V189H113ZM116 191H117V190H116ZM121 191H122V190H121ZM132 191H133V190H132ZM136 191H137V190H136ZM143 191H145V190H143ZM252 191H253V190H252ZM259 191H261V190H259ZM34 192L36 193V191H33V193H34ZM61 192H62V191H61ZM83 192H84V191H83ZM87 192H88L89 194L91 193V192H89V191H87ZM127 192H128V191H127ZM145 192H146V194H148L147 191H145ZM6 193H7V192H6ZM64 193L66 194V192H64ZM68 193H69V192H68ZM109 193H110V192H109ZM111 193H112V192H111ZM111 193H110V194H111ZM137 193H138V192H137ZM142 193H143V192H142ZM154 193H155V192H154ZM247 193H248V192H247ZM255 193H256V192H255ZM10 194H12L11 196H14V195H13V194H14L13 192L10 193ZM19 194H20V193H19ZM21 194H22V193H21ZM98 194H99V193H98ZM104 194H105V193H104ZM113 194H114V192H113ZM117 194H118V193H117ZM127 194H129V193H127ZM140 194H141V193H140ZM242 194H243V193H242ZM253 194H254V193H253ZM4 195H5V193H4ZM16 195L19 196L18 193H17ZM24 195H25V194H23V195H21V196L25 197ZM34 195H35V194H34ZM53 195H54V194H53ZM92 195H93V194H92ZM95 195H96V194H95ZM114 195H115V194H114ZM114 195H113V196H114ZM141 195H142V194H141ZM245 195H246V194H245ZM6 196L8 197V193H7ZM32 196H33V195H32ZM32 196H29V198L32 199V200H34V201L36 200V202H37L38 200L35 198V197L37 196V194L35 195V197L33 196L35 199L31 198ZM89 196H90V195H89ZM124 196H125V195H124ZM135 196H136V195H135ZM148 196H149V195H148ZM151 196H152V195H151ZM172 196H173V195H172ZM239 196H241V195H239ZM243 196H244V195H243ZM251 196H252V195H251ZM51 197H52V195H51ZM93 197H94V195H93ZM93 197H91V198H92L91 200H93ZM114 197H115V196H114ZM126 197H127V196H126ZM133 197H134V196H133ZM137 197H138V196H137ZM137 197H135L134 199H136ZM154 197H155V196H154ZM161 197H162V196H161ZM241 197H242V196H241ZM258 197H259V196H258ZM20 198H21V197H20ZM37 198H38V196H37ZM54 198H55V197H52L51 199H54ZM57 198H58V197H56V200H58ZM59 198H60V197H59ZM64 198H65V197H64ZM86 198H89V197L86 196ZM116 198H117V197H116ZM121 198H123V197H121ZM121 198H120V200H121ZM139 198H141V197H139ZM151 198H152V197H151ZM156 198H158V197H156ZM186 198H187V197H186ZM246 198H247V197H246ZM21 199H22V198H21ZM23 199H25V198H23ZM30 199H29V200H30ZM41 199L43 200V198H41ZM41 199H40V200H41ZM60 199H61V198H60ZM103 199H104V198H103ZM125 199H126V198H125ZM125 199H124L125 202H124V201H123V202L126 203V204H128V199H127V200H125ZM134 199H132V200H134ZM166 199H167V198H166ZM168 199H169V198H168ZM173 199H174V198H173ZM232 199H233V197L231 198V201H233ZM241 199H242V198H241ZM61 200H62V199H61ZM63 200H64V199H63ZM67 200H70V199H67ZM89 200H90V199H89ZM97 200H98V198H97ZM138 200H139V199H138ZM140 200H141V199H140ZM158 200H159V198H158ZM171 200H172V197H171ZM174 200H176V199H174ZM184 200H186V199H184ZM2 201H3V200H2ZM19 201L21 202V200H19ZM44 201H45V200H44ZM74 201H75V200H74ZM98 201H99V200H98ZM177 201H178V199H177ZM261 201H262V200H261ZM15 202H18V200H16ZM38 202H39V201H38ZM41 202H42V201H41ZM65 202H66V199H65ZM79 202H80V201H79ZM81 202H82V201H81ZM91 202H93V201H91ZM94 202H95V201H94ZM102 202H103V201H102ZM106 202H107V200H106ZM109 202H112L111 199H110ZM113 202L115 203L116 201H113ZM120 202L122 203V200H121ZM155 202H157V201H155ZM166 202H168V201H166ZM182 202H183V201H182ZM46 203L48 204V202H46ZM46 203H45V204L43 203V206H45V205L48 206ZM50 203H51V202H50ZM70 203H71V202H70ZM103 203H104V202H103ZM117 203H118V202H117ZM130 203H131V202H130ZM138 203H140V202L138 201ZM143 203H144V202H141V205H142ZM157 203H158V202H157ZM185 203H186V202H185ZM185 203H184V204H185ZM187 203H189V202H187ZM192 203H193V202H192ZM55 204H56V203H55ZM55 204H54V205H55ZM58 204H59V203H58ZM78 204H79V203H78ZM100 204H101V203H100ZM100 204H99V205H100ZM105 204H106V203H105ZM189 204H190V203H189ZM40 205H41V204H40ZM40 205H38V206H40ZM60 205H62V204H59V206H60ZM66 205H67V204H66ZM74 205L77 206V203H76V204L74 203ZM80 205H81V204H80ZM83 205H84V204H83ZM85 205L87 206V204H85ZM94 205H95V204H94ZM103 205H104V204H102L101 206H103ZM138 205H139V204H138ZM150 205H151V204H150ZM160 205L162 206V204L159 202V205H157V206H160ZM163 205H164V206L166 205V204H165V201H164ZM187 205H188V204H187ZM193 205H194V204H193ZM43 206H42V208H43ZM95 206H97V205H95ZM108 206H109V205H108ZM112 206H113V205H112ZM116 206L119 207L118 205H116ZM153 206H155V205H153ZM161 206H160V209H162ZM172 206H173V205H172ZM176 206H178V205L176 204ZM180 206H181V205H180ZM180 206H179V207H180ZM191 206H192V205H191ZM191 206H190V207H191ZM208 206H209V205H208ZM212 206H213V205H212ZM35 207H37V206H35ZM49 207H50V206H49ZM49 207H48V208H49ZM52 207H54V209H55V206H52ZM61 207H62L61 210H62V209L64 210V209L66 208V207L63 208V206H61ZM68 207H70V210H69V209H67V210H69V211L71 212V215H73V213H76V212H77L79 215H82V214H80V212H78V210L72 209L70 205L67 206V208H68ZM78 207H79V206H78ZM80 207H81V206H80ZM83 207H84V206H83ZM83 207H82V208H83ZM109 207H110V206H109ZM129 207H131V205H130ZM136 207H137V206H136ZM155 207H156V206H155ZM182 207H183V206H182ZM204 207H205V206H204ZM37 208H38V207H37ZM37 208H36V209H37ZM40 208H41V207H40ZM40 208H39V209H40ZM58 208H59V207H58ZM58 208H57V209H58ZM89 208H90V207H89ZM97 208H99V206H98ZM103 208H104V207H103ZM106 208H107V207H106ZM123 208H124V207H123ZM164 208H166V207H164ZM167 208H168V206H167ZM184 208H185V207H184ZM205 208H206V207H205ZM210 208H211V207H210ZM213 208H215V206H214ZM216 208H217V207H216ZM242 208H243V207H242ZM44 209H45V208H44ZM57 209H56V210H57ZM71 209H72V210H71ZM87 209H88V208H87ZM87 209L85 208L84 211H86V212L88 213V211H90V209H88V210H87ZM107 209H108V208H107ZM124 209H125V208H124ZM138 209H139V208H138ZM145 209H146V207H145ZM153 209H154V208H153ZM188 209H189V207H188ZM190 209H191V208H190ZM193 209H194V207H193ZM211 209H212V208H211ZM222 209H223V208H222ZM58 210H59V209H58ZM61 210H60V211H61ZM65 210H66V209H65ZM67 210H66V212H69V211H67ZM119 210H122V209H119ZM166 210H167V209H166ZM168 210H169V208H168ZM168 210H167V211H168ZM171 210H172V209H171ZM218 210H219V209H218ZM229 210H230V209H229ZM109 211H111V210H108V213H109ZM123 211H126V210H123ZM133 211H135V210H133ZM183 211H184V210H183ZM187 211H189V210H187ZM187 211H186V212H187ZM190 211H191V213H193L192 210H190ZM203 211H204V210H203ZM206 211H207V210H206ZM212 211H213V209H212ZM262 211H263V210H262ZM50 212H51V209H50ZM62 212H63V211H62ZM72 212H73V213H72ZM81 212H82V211H81ZM93 212H94V211H93ZM165 212H166V211H165ZM165 212H164V213H165ZM177 212H178V211H177ZM184 212H185V211H184ZM55 213H56V212H55ZM117 213H118V212H117ZM117 213H116V214H117ZM141 213H142V212H141ZM146 213H147V212H146ZM156 213H158V212H156ZM167 213H168V212H167ZM178 213H181V212H178ZM216 213H217V212H216ZM243 213H244V212H243ZM62 214L64 215V212H63ZM67 214H68V213H67ZM88 214L91 215L92 212H89ZM113 214H115V213L113 212ZM118 214H119V213H118ZM130 214H131V212H130ZM136 214H137V212H136ZM139 214H140V213H139ZM159 214L161 215V213H159ZM196 214H198V213H196ZM199 214H200V213H199ZM244 214H245V213H244ZM260 214H261V213H260ZM28 215H29V214H28ZM68 215H70V214H68ZM68 215H67V216H68ZM71 215H70V216H71ZM92 215H95V214L93 213ZM119 215H120V214H119ZM133 215H134V214H133ZM144 215H145V214H144ZM147 215H148V214H147ZM175 215H176V214H175ZM262 215H263V214H262ZM262 215H261V216H262ZM46 216H47V215H46ZM65 216H66V215H65ZM96 216H97V215H95V218H96ZM137 216H138V215H136V217H137ZM141 216H142V215H141ZM169 216H170V215H169ZM178 216H179V215H178ZM178 216H177V217H178ZM250 216H251V215H250ZM250 216H249V217H250ZM252 216L254 217V215H252ZM47 217H48V216H47ZM71 217H72V216H71ZM92 217H94V216H92ZM98 217H99V216H98ZM100 217H101V216H100ZM112 217H113V216H112ZM114 217H115V216H114ZM121 217H122V216H121ZM124 217H125V216H124ZM127 217H128V216H127ZM127 217H126V218H127ZM167 217H168V216H167ZM175 217H176V216H175ZM182 217L184 218V216H182ZM187 217H188V216H187ZM262 217H263V216H262ZM74 218H75V216H74ZM78 218H79V217H78ZM80 218H81V216H80ZM82 218H83V217H82ZM129 218H130V217H129ZM172 218H173V217H172ZM188 218H189V217H188ZM190 218H192V216H191ZM251 218H252V217H251ZM251 218H250V219H251ZM254 218H256V216H255ZM119 219H120V218H119ZM132 219H133V218H132ZM175 219H176V218H175ZM180 219H181V217H180ZM246 219H247V218L245 217L244 220L246 221ZM248 219H249V218H248ZM112 220H114V219H112ZM176 220H177V219H176ZM231 220H232V219H231ZM241 220L244 221L243 219H241ZM252 220H253V219H252ZM121 221H122V220H121ZM236 221H237V220H236ZM239 221H240V220H239ZM257 221H258V220H257ZM257 221L254 220V221H253L254 224H256L255 222H257ZM259 221H260V220H259ZM11 222H12V221H11ZM146 222H147V221H146ZM156 223H157V222H156ZM221 223H222V222H221ZM230 223H232V222H230ZM230 223H229V224H230ZM88 224H89V223H88ZM197 224H198V223H197ZM260 224H261V223H260ZM44 225H45V224H44ZM52 225H53V224H52ZM93 225H94V224H93ZM161 225L164 226V224H161ZM161 225L159 224L160 227H161ZM170 225H171V224H170ZM219 225H220V223H219ZM225 225H226V224H225ZM239 225H240V224H239ZM242 225H243V224H242ZM244 225H245V224H244ZM252 225H253V224H252ZM256 225H257V224H256ZM77 226H78V225H77ZM85 226H86V225H84V227H85ZM127 226H128V225H127ZM147 226H149V225H147ZM226 226H227V225H226ZM234 226H235V225H234ZM156 227H158V225H157ZM175 227H176V226H175ZM253 227H255L256 229H258V228H257L258 226H253ZM253 227H251V228L253 229ZM52 228H53V227H52ZM64 228H65V227H64ZM67 228H68V227H67ZM70 228H71V227H70ZM93 228H94V227H93ZM230 228H232V227H230ZM242 228H244L245 230H248V228H247V224H246L245 227L243 226ZM114 229H115V228H114ZM220 229H221V228H220ZM237 229H238V228H237ZM240 229H241V228H240ZM240 229H239V230H240ZM249 229H250V227H249ZM256 229H255V230H256ZM173 230H174V229H173ZM209 230H212V228H211V229H208V231H209ZM213 230H214V231H212V233H214V236H215V229H213ZM250 230H251V229H250ZM46 231H47V230H46ZM206 231H207V229H206ZM206 231H205V232H206ZM216 231H217V229H216ZM242 231H243V230H242ZM242 231H241V232H242ZM140 232H141V231H140ZM142 232H143V231H142ZM167 232H169V231H167ZM170 232H171V231H170ZM170 232H169V233H170ZM194 232H195V231H194ZM205 232H203V234H204ZM217 232H218V231H217ZM248 232H249V231H248ZM252 232L255 233L256 231L254 232V230H253ZM262 232H263V230H262ZM262 232H261V233H262ZM49 233H50V232H49ZM150 233H151V232H150ZM153 233H154V232H153ZM173 233H174V232H172V234H173ZM196 233H197V232H196ZM225 233H226V232H225ZM250 233H251V232H250ZM261 233H260V234H261ZM41 234H42V233H41ZM157 234H158V232H157ZM188 234H189V233H188ZM188 234H186V235H188ZM199 234H200V233H199ZM205 234H206V233H205ZM218 234H219V232H218ZM231 234H232V233H231ZM44 235H45V234H44ZM47 235H48V233H47ZM57 235H58V234H57ZM60 235H61V234H60ZM183 235L185 236V234H183ZM189 235H190V234H189ZM192 235H193V233H192ZM192 235H190V236H186V237H191ZM208 235H209V234H208ZM208 235H207V236H208ZM211 235H212V234H211ZM211 235H209V236H211ZM219 235H220V234H219ZM225 235H226V234H224L223 236H225ZM232 235H233V234H232ZM244 235H245V234H244ZM249 235H250V234H249ZM255 235H257V234H255ZM52 236H53V235H52ZM58 236H59V235H58ZM61 236H62V235H61ZM149 236H150V235H149ZM204 236H205V235H204ZM204 236H203V237H204ZM209 236H208V237H209ZM214 236H213V237H214ZM240 236H241V235H240ZM259 236H260V235H259ZM261 236H263V234H262ZM54 237H55V236H54ZM107 237H108V236H107ZM107 237H106V238H107ZM111 237H112V236H111ZM152 237H153V236H152ZM157 237H158V236H157ZM194 237H196V235H195ZM194 237H193V239H194ZM199 237H201V235H200ZM220 237H221V236H220ZM244 237H245V236H244ZM263 237H264V236H263ZM55 238H56V237H55ZM97 238H98V237H97ZM100 238H102V237H99V239H100ZM118 238H121V237L118 236ZM118 238H117V241L119 240ZM204 238H205V237H204ZM209 238H210V237H209ZM236 238H237V237H236ZM93 239H95V238H93ZM99 239H98V240H99ZM111 239H114V237L111 238ZM128 239L130 240V238H128ZM189 239H192V238H189ZM198 239H199V241H200V238H198ZM198 239H197V240H198ZM211 239H213V238H211ZM222 239H223V238H222ZM226 239H228V238H226ZM231 239H232V238H231ZM237 239H238V238H237ZM241 239L244 240V238H241V237H240V240H241ZM84 240H85V239H84ZM88 240H89V239H88ZM102 240H103V238H102ZM109 240H110V239H109ZM120 240H121V239H120ZM123 240H125V242L128 241L127 238H125V239L123 238ZM137 240H138V239H137ZM216 240H217V239H215L214 244L217 243V242H219L218 240H217V242H216ZM223 240L225 241V239H223ZM233 240H235V239H233ZM260 240H261V238H260ZM82 241H83V239H82ZM85 241H86V240H85ZM93 241H94V240H93ZM96 241H97V240H96ZM121 241H122V240H121ZM121 241H118V242H121ZM130 241H131V240H130ZM135 241H136V240H135ZM140 241H141V240H140ZM183 241H184V240H183ZM195 241H196V240H195ZM201 241H202V238H201ZM206 241H208V238H207ZM210 241H212V240H210ZM241 241H242V240H241ZM241 241H239V242H241ZM255 241H256V240H255ZM68 242H69V241H68ZM80 242H81V241H80ZM80 242H79V243H80ZM112 242H113V243H112ZM136 242H137V241H136ZM141 242H142V241H141ZM149 242H151V241H149ZM187 242H189V241H187ZM232 242H233V241H232ZM251 242H252V240H251ZM257 242H258V241H256V244H257ZM10 243H11V242H10ZM63 243H64V242H63ZM69 243H70V242H69ZM82 243H83V242H82ZM90 243H91V242H90ZM92 243H94V246L97 245V244H95V243H96L95 241L92 242ZM92 243H91V244H92ZM97 243H98V242H97ZM101 243H102V242H101ZM106 243H107V244H106ZM106 243H105V245H107V246H106V247L108 248L107 250H110V248H109L110 245L108 246V243H109V244H110V243H111V244H114V243H115V246L118 247V245H116V243H117V242H116V238H115L114 241L111 240L110 242L107 241ZM123 243H124V241H123ZM133 243H134V242H133ZM139 243H140V242H139ZM165 243L167 244V242H165ZM190 243H192V240H191ZM193 243H194V242H193ZM197 243H198V242H197ZM201 243H202V242H201ZM208 243H209V242H208ZM208 243H206V244H208ZM211 243H212V242H211ZM219 243H221V242H219ZM219 243L215 244V246L218 245ZM229 243H231V242H229ZM235 243H236V242H235ZM35 244H36V243L31 244V245H34V248H35V249L38 248V250H35V251L32 250L33 252L36 253V251L39 252V251L41 250L42 247L40 248L39 245L37 246V245H35ZM50 244H51V243H50ZM67 244H68V243H66L65 245L67 246ZM72 244H73V242H72ZM85 244H86V243H85ZM85 244H84V245H85ZM118 244H119V246L121 245L120 243H118ZM124 244H125V243H124ZM128 244H129V243H128ZM128 244H125V245H122V246H124V247L126 246V247H127ZM131 244H132V243H131ZM140 244H143V242L140 243ZM157 244H158V243H156V245H157ZM172 244H173V242H172ZM182 244H183V242H182ZM195 244H196V243H195ZM209 244H210V243H209ZM237 244H238V243H237ZM242 244H243V243H242ZM248 244H249V243H248ZM2 245H3V243H2ZM10 245H11V244H10ZM10 245H8V247H10ZM48 245H49V244H48ZM48 245H47V246H48ZM61 245H62V242H61ZM79 245H80V244H79ZM81 245H82V244H81ZM92 245H93V244H92ZM92 245H91V246H92ZM135 245H136V244H134V247H135ZM137 245H139V244H137ZM148 245H150V244H148ZM152 245L154 246V243L151 244V247H152ZM163 245H164V244H163ZM174 245H175V242H174ZM180 245H181V244H180ZM184 245H187V243H186V244L184 243L183 246H184ZM190 245H192V244H190ZM198 245H199V244H198ZM212 245H213V244H211V245H209V246L211 247ZM220 245L222 246V244H219L218 247H219ZM231 245H232V243H231ZM35 246H36L37 248H36ZM41 246H42V245H41ZM44 246H45V245H44ZM52 246H53V244H52ZM52 246H51V247L48 246V247H46V248H48V249L50 250V249L53 248ZM57 246H58V245H57ZM94 246H93V247H94ZM101 246H102V244H101ZM111 246H112V245H111ZM128 246H129V245H128ZM140 246H141V245H140ZM178 246H179V245H178ZM181 246H182V245H181ZM203 246H204V245H202V246L200 245V247H203ZM207 246H208V245H207ZM209 246H208V248H209ZM213 246H214V245H213ZM247 246H248V245H247ZM254 246H255V245H254ZM254 246H252V247H254ZM12 247H13V246H12ZM14 247H15V246H14ZM14 247H13V249H14ZM29 247H30L31 249L33 248V247H31V246H29ZM106 247H103V248L101 247V248H102V249L105 248V251H106ZM137 247H139V246H137ZM144 247H145V246H144ZM146 247H147V246H146ZM151 247H148V248H151ZM172 247H173V246H172ZM175 247H176V246H174V248H175ZM194 247H196V246H194ZM194 247H193V249H194ZM222 247H225V246L223 245ZM237 247L239 248V246H237ZM241 247H242V246H241ZM241 247H240V248H241ZM260 247H261V246H260ZM30 248H23V249H27V251L29 250V252H30ZM39 248H40V250H39ZM46 248H44L45 251H46ZM62 248H63V247H62ZM69 248H70V247H69ZM76 248H77V247H76ZM76 248H75V249H76ZM129 248H130V247H129ZM129 248H128V249H129ZM162 248H163V247H162ZM164 248H165V247H164ZM164 248H163V249H164ZM187 248H190V247H187ZM197 248H198V247H197ZM197 248H196V249H197ZM204 248H205V246H204ZM213 248H214V247H213ZM216 248H217V247H216ZM227 248H228V244H227ZM242 248H243V247H242ZM246 248H247V247H246ZM246 248H244V249H246ZM248 248L250 249V247H248ZM248 248H247V249H248ZM261 248H262V247H261ZM261 248H260V249H261ZM9 249H10V248H9ZM9 249H7V250H9ZM20 249H21V248H20ZM64 249H67V247H64ZM75 249H74V250H75ZM91 249H92V248H91ZM91 249H88V248H87L86 250H89V251H90ZM102 249H101V253L103 252ZM123 249H124V248H123ZM125 249L127 250V248H125ZM130 249H131V248H130ZM168 249H169V248H168ZM176 249H177V248H176ZM190 249L192 250V248H190ZM209 249L211 250V248H209ZM220 249H221V248H220ZM49 250H47V252H48ZM68 250H69V249H68ZM71 250H72V249H71ZM99 250H100V249H99ZM99 250H97V251H99ZM137 250H138V249H137ZM137 250H136V251H137ZM139 250H141V249L139 248ZM166 250H167V248H166ZM180 250H183V251H184L185 248L183 247V249L181 248ZM13 251L16 252V248H15ZM17 251H18V250H17ZM20 251L24 252V250H20ZM91 251H92V250H91ZM112 251H113V250H112ZM122 251H124V250H122ZM145 251H146V250H145ZM160 251H161V250H160ZM160 251H159V254H160ZM185 251H189V250H185ZM185 251H184V252H185ZM192 251H193V250H192ZM197 251H198V249H197ZM7 252H8V251H7ZM25 252H26V251H25ZM33 252H31V254H34V255H35V253H33ZM38 252H37V253H38ZM54 252H55V251H54ZM59 252H60V251H59ZM76 252L78 253V250H76ZM94 252H96V251H94ZM94 252H93V253H94ZM113 252H114V254H115V250H114ZM125 252H126V251H125ZM142 252H143V251H142ZM142 252H141V253H142ZM150 252H151V251H150ZM150 252H149V253H150ZM207 252H208V250H207ZM235 252H236V251H235ZM8 253H9V252H8ZM8 253H6V254L8 255ZM12 253H13V252H12ZM12 253H11V255H12ZM48 253H49V252H48ZM55 253H57V252H55ZM55 253H54V257H56L57 259H59L58 256L62 255V253H61V254H59L58 256H57V255L55 256ZM72 253H73V252H72ZM93 253H91V255H92ZM103 253H104V252H103ZM116 253H118V252L116 251ZM127 253H128V252H127ZM129 253H130V252H129ZM129 253H128V254H129ZM171 253H172V252H171ZM185 253H186V252H185ZM28 254H29V253H28ZM31 254H30L29 257H31ZM57 254H58V253H57ZM89 254H90V253H89ZM95 254L98 255L97 253H95ZM106 254H108V253H106ZM110 254H111V251H110ZM118 254H119V253H118ZM230 254H231V252H230ZM233 254H234V253H233ZM237 254H239V253H237ZM15 255L18 257L17 254H15ZM20 255H21V254H20ZM44 255L47 256V254H44ZM49 255H50V254H49ZM64 255H65V253H64ZM64 255H63L62 257H64ZM74 255H75V254H74ZM83 255H84V254H83ZM112 255H113V254H112ZM120 255H121V253H120ZM175 255H176V258H177V257H178V256H177L178 253H175ZM193 255H194V254H193ZM195 255H196V254H195ZM218 255H220V254H218ZM261 255H263V254H261ZM261 255H260V256H261ZM1 256H2V255H1ZM16 256H15V257H16ZM32 256H33V255H32ZM37 256H38V255H37ZM40 256H41V255H39L38 258H39ZM72 256H73V254H72ZM87 256H88V255H87ZM92 256H93V255H92ZM92 256H91V257H92ZM103 256H104V255H103ZM115 256H116V254H115ZM121 256H122V255H121ZM133 256H134V254H133ZM133 256H132V258H133ZM139 256H140V255H139ZM156 256H157V255H156ZM163 256H164V255H163ZM163 256H162V257H163ZM170 256L172 257V255H170ZM188 256H189V254H188ZM214 256H215V255H214ZM233 256H234V255H233ZM237 256H238V255H237ZM8 257H10V256L8 255ZM17 257H16V258H17ZM24 257H25V256H24ZM29 257H27V259H28ZM54 257H51V258L53 259ZM60 257H61V256H60ZM74 257H76V259H77V256H74ZM80 257H81V256H80ZM82 257H85V256H82ZM82 257H81V258L78 257V259H80V261H81V259H83ZM88 257H90V256H88ZM88 257H87V258H88ZM117 257H118V256H116L115 258H117ZM127 257H128V256H126L125 258L128 259ZM135 257H136V256H135ZM154 257H155V256H154ZM168 257H169V255H168ZM173 257H175V256H174V253H173ZM225 257H226V256H225ZM227 257H228V256H227ZM230 257H231V256H230ZM234 257L236 258V256H234ZM239 257H241V256L239 255ZM252 257H253V256H252ZM252 257H250V258H252ZM0 258H1V257H0ZM5 258H6V257H5ZM5 258H4V260H5ZM18 258H20V257H18ZM18 258H17L16 260H18ZM40 258H42V256H41ZM40 258H39V259H40ZM46 258H47V257H46ZM48 258H50V256H48ZM48 258H47V260H49ZM64 258H65V257H64ZM67 258H68V257H67ZM67 258L64 260L65 263H66ZM85 258H86V257H85ZM87 258H86V259H87ZM94 258H95V256H94ZM102 258H103V257H102ZM104 258H105V257H104ZM104 258H103V259H104ZM115 258H114V259H115ZM160 258H161V257H160ZM169 258H170V257H169ZM190 258H194V257H189V259H190ZM231 258H232V257H231ZM250 258H249V259H250ZM257 258H258V257H257ZM2 259H3V258H2ZM6 259H7V261H8L9 258H6ZM14 259H15V258H14ZM14 259H13V260H14ZM20 259H21V258H20ZM24 259H25V262H26V261H28V262L30 261V260H27L26 258H22L21 260L24 261ZM36 259H37V258H35V260H36ZM39 259H37L36 261H39ZM42 259H43V258H42ZM54 259H55V258H54ZM57 259H55V260H57ZM68 259H69V260L71 259V260L73 261V259H72L71 257L68 258ZM78 259H77V260H78ZM95 259H96V258H95ZM103 259H102V260H103ZM110 259H111V258H110ZM114 259H112V260H114ZM162 259H166V258H162ZM162 259H161V260H162ZM212 259H213V258H212ZM228 259H229V258H228ZM233 259H234V258H232V259L229 260V261H232ZM236 259H237V258H236ZM236 259H235V260H236ZM0 260H1V259H0ZM9 260H11V257H10ZM13 260H12V261H13ZM32 260L34 261V259H32ZM59 260H60V259H59ZM90 260L93 261V257H92V259H89V260H86V261L89 262ZM104 260H105V259H104ZM153 260L155 261V258H154ZM158 260H159V259H158ZM166 260H167V259H166ZM174 260H175V259H174ZM174 260H173V261H174ZM179 260H180V258H179ZM222 260H223V259H222ZM222 260H221V262H222ZM224 260H226V259L224 258ZM244 260H245V259H244ZM246 260H247V259H246ZM2 261H3V260H2ZM19 261H20V260H19ZM36 261H35V262H36ZM44 261H45V260H44ZM53 261H54V260H53ZM78 261H79V260H78ZM95 261H96V260H95ZM97 261H98V260H97ZM100 261H101V260H100ZM107 261H108V260H107ZM167 261H170V260H167ZM184 261L186 262L187 260H184ZM209 261H210V260H209ZM211 261H212V260H211ZM218 261L220 262V260H218ZM257 261H258V260H257ZM3 262H4V261H3ZM5 262H6V261H5ZM47 262H49V264H50V260L47 261ZM51 262H52V261H51ZM54 262H55V261H54ZM113 262H114V261H113ZM148 262H149V261H148ZM151 262H152V261H151ZM163 262H165V261H163ZM163 262H161V263H163ZM207 262H208V261H205L203 264H205V263H207ZM219 262H218V263H219ZM227 262H228V261H227ZM251 262H252V261H251ZM263 262H264V261H263ZM6 263H7V262H6ZM6 263H5V264H6ZM8 263H9V262H8ZM11 263H12V262H11ZM11 263H10V264H11ZM26 263H27V262H26ZM26 263H25V264H26ZM29 263L32 264L31 262H29ZM33 263H34V262H33ZM36 263H37V262H36ZM65 263H64V264H65ZM100 263H101V262H100ZM107 263H108V262H107ZM119 263H120V264H123V263H121V262H119ZM119 263H117V264H119ZM144 263H145V262H144ZM180 263H182L181 260H180ZM180 263H179V264H180ZM210 263H211V262H210ZM0 264H1V263H0ZM2 264H3V263H2ZM20 264H23V263L20 262ZM27 264H28V263H27ZM41 264H42V263H41ZM52 264H53V263H52ZM56 264H57V263H56ZM62 264H63V259H62ZM82 264H83V261H82ZM98 264H99V263H98ZM103 264H105V263H103ZM113 264H115V263H113ZM146 264H147V263H146ZM152 264H154V263H152ZM158 264H159V263H158ZM169 264H170V263H169ZM172 264H173V263H172ZM215 264H216V263H215ZM236 264H237V263H236ZM250 264H251V263H250ZM252 264H253V263H252Z\"/></svg>",
	"mask_w": 264,
	"mask_h": 264
}]
</instances>
